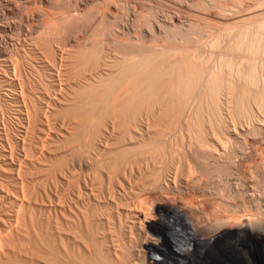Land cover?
I'll use <instances>...</instances> for the list:
<instances>
[{
    "label": "bare ground",
    "instance_id": "bare-ground-1",
    "mask_svg": "<svg viewBox=\"0 0 264 264\" xmlns=\"http://www.w3.org/2000/svg\"><path fill=\"white\" fill-rule=\"evenodd\" d=\"M40 1V0H39ZM97 1V0H96ZM110 1V0H108ZM117 1V0H116ZM133 1V0H132ZM136 1V0H135ZM16 2V0H15ZM18 2V1H17ZM17 2L15 4H17ZM31 2V1H30ZM52 2V1H51ZM50 2V3H51ZM71 2V1H70ZM77 2V0H76ZM82 2V1H81ZM104 2V1H103ZM121 2V1H120ZM141 2V0L139 1ZM25 3V2H23ZM32 3V2H31ZM37 3V2H36ZM42 3V2H41ZM56 3V2H53ZM58 3V2H57ZM63 3V2H62ZM73 3V2H72ZM95 3V2H94ZM98 3V2H97ZM129 4H131L130 2H128ZM143 3V1H142ZM20 4V3H19ZM46 4V3H45ZM92 4V3H91ZM90 4V5H91ZM100 4V3H99ZM98 4V5H99ZM110 4V2H109ZM149 4V3H147ZM89 5V6H90ZM96 5V3L94 4ZM97 5V6H98ZM107 5V4H106ZM105 5V6H106ZM113 5V4H112ZM119 5V4H118ZM121 5V4H120ZM135 5V4H134ZM16 6V5H15ZM14 6V7H15ZM68 6V5H67ZM74 6V5H73ZM78 6V5H77ZM88 6V7H89ZM92 6V5H91ZM90 6V7H91ZM96 6V7H97ZM103 7V3L101 5ZM110 6V5H109ZM8 7V6H7ZM12 7V9L14 8ZM18 7V6H17ZM25 7V6H24ZM35 7V6H34ZM54 7V6H53ZM56 7V6H55ZM66 7V6H65ZM75 7V6H74ZM73 7V8H74ZM87 7V8H88ZM123 7V6H122ZM137 7V6H136ZM135 7V8H136ZM31 8V6H30ZM42 8V7H41ZM72 8V9H73ZM77 8V7H75ZM92 8V7H91ZM134 8V9H135ZM187 8V7H186ZM258 8V7H257ZM3 9V8H2ZM7 9V8H6ZM17 9V8H14ZM39 9V8H38ZM60 9V8H59ZM64 9V8H63ZM66 13L69 12L66 15L69 16H73V13H71L67 8H65ZM103 9V8H102ZM123 9V8H122ZM128 9V8H127ZM148 9V8H147ZM19 10V9H17ZM26 10V9H25ZM28 10V9H27ZM43 10V9H42ZM49 10V9H48ZM58 10V9H57ZM71 10V9H70ZM95 10V9H94ZM138 10V9H137ZM45 11V10H44ZM53 11V10H52ZM84 11V10H82ZM91 11V10H90ZM100 11V10H99ZM111 11V10H109ZM121 11V10H120ZM124 11V10H123ZM140 11V10H139ZM13 12V11H12ZM86 12V11H85ZM92 12V11H91ZM96 12V11H95ZM98 12V10H97ZM96 12V14H97ZM136 12V11H134ZM155 12V11H154ZM180 12V11H179ZM3 13V12H2ZM5 13V12H4ZM32 13V12H31ZM40 13V12H39ZM108 13V12H107ZM118 13V12H117ZM126 13V12H125ZM133 13V12H132ZM160 13V12H159ZM174 13V12H173ZM176 13V11H175ZM181 13V12H180ZM22 14V13H21ZM75 14V13H74ZM88 14V13H87ZM103 14V13H102ZM116 14V13H115ZM134 14V13H133ZM136 14V13H135ZM183 14V13H182ZM41 15V14H40ZM44 14H42L43 16ZM47 15V14H46ZM49 15V14H48ZM47 15V17L49 18V16ZM65 15V16H66ZM76 15V14H75ZM74 15V16H75ZM91 15V14H90ZM94 15V14H93ZM123 15V14H122ZM171 15V14H170ZM178 15V14H177ZM184 15V14H183ZM7 16V15H6ZM41 16V17H42ZM68 16V17H69ZM89 16V15H88ZM87 16V17H88ZM40 17V18H41ZM44 17V16H43ZM54 17V16H53ZM78 17V15H77ZM76 17V18H77ZM86 17V18H87ZM92 17V16H91ZM102 17V16H101ZM106 17V16H105ZM122 17V16H121ZM120 17V18H121ZM164 17V16H163ZM172 19V15L169 16ZM174 17V16H173ZM51 18V17H50ZM128 18V17H127ZM157 18V17H156ZM168 18V19H170ZM177 18V17H176ZM14 19V18H13ZM32 19V18H31ZM71 19V18H70ZM75 19V18H74ZM84 19V18H83ZM90 19V18H89ZM104 19V18H102ZM107 19V18H106ZM116 19V18H115ZM129 19V18H128ZM158 19V18H157ZM156 19V20H157ZM167 19V20H168ZM180 19V18H179ZM185 19V18H184ZM12 20V19H11ZM40 20V19H38ZM42 20V18H41ZM68 19H66L67 21ZM95 20V19H94ZM112 20V19H111ZM152 20V18H151ZM174 20V19H173ZM173 20L171 22H173ZM43 21V20H42ZM46 21H48V19L46 18ZM53 21V20H52ZM55 21V20H54ZM75 21V20H74ZM110 21V20H109ZM118 21V20H116ZM121 21V20H120ZM134 21V20H133ZM165 21V19H164ZM163 21V22H164ZM182 21V20H180ZM232 21V20H231ZM20 22V21H19ZM41 22V21H40ZM63 22V21H62ZM73 22V21H72ZM140 22V21H139ZM156 22V21H155ZM158 22L159 25L158 26ZM177 22V21H176ZM183 22V21H182ZM44 23V22H43ZM78 23V22H77ZM104 23V22H103ZM111 23V22H110ZM122 23V22H121ZM157 26L161 27V23L158 20L157 22ZM170 23V21H169ZM189 23V22H188ZM264 23V22H263ZM27 24V23H26ZM56 24V23H55ZM54 24V25H55ZM113 24V23H112ZM123 24V23H122ZM127 24V23H126ZM179 24V23H177ZM176 24V26H178ZM184 24V22H183ZM36 25V24H35ZM43 25V24H42ZM52 25V27L54 26ZM57 25V24H56ZM67 25V24H66ZM74 25V24H73ZM72 25V26H73ZM91 25V24H90ZM98 25H100L98 23ZM111 25V24H110ZM131 25H135V24H131ZM145 25V24H144ZM147 25V24H146ZM170 25V24H169ZM175 25V24H173ZM182 25V24H181ZM180 25V26H181ZM40 26V25H39ZM59 26V25H58ZM61 26V25H60ZM71 26V25H70ZM76 26V25H75ZM86 26V25H85ZM95 26V25H94ZM97 26V25H96ZM127 26V25H126ZM139 26V25H138ZM163 26H165L163 24ZM162 26V27H163ZM184 26V25H183ZM42 27V26H41ZM110 27V26H108ZM128 27V26H127ZM133 27V26H132ZM137 27V25H136ZM143 27V26H142ZM145 27V26H144ZM167 27V25H166ZM186 27V26H185ZM184 27V28H185ZM46 28V27H45ZM90 28V26H89ZM115 28V27H114ZM123 28V27H122ZM138 28V27H137ZM136 28V29H137ZM146 28V27H145ZM152 28V27H151ZM182 28V27H181ZM220 28V27H219ZM64 29V28H63ZM106 29V28H105ZM113 29V28H111ZM117 29V27H116ZM148 29V28H147ZM160 29V28H159ZM165 29V28H164ZM29 30V29H28ZM54 30V29H53ZM52 30V31H53ZM61 30V29H60ZM84 30V29H83ZM87 30V29H86ZM101 30V29H100ZM99 30V31H100ZM123 30V29H122ZM150 30V29H149ZM148 30V31H149ZM186 30V29H185ZM262 30V29H261ZM19 31V30H18ZM48 31V30H47ZM46 31V32H47ZM96 31V30H95ZM113 31V30H112ZM135 31V29H134ZM151 31V30H150ZM182 31V30H181ZM35 32V31H34ZM38 32V31H37ZM36 32V34H37ZM41 32V31H40ZM51 32V30H50ZM54 32V31H53ZM63 32V31H62ZM73 32V31H72ZM98 32V31H97ZM122 32V31H121ZM145 32V31H144ZM152 32V31H151ZM185 32V31H184ZM19 33V32H18ZM16 33V34H18ZM24 33V32H23ZM30 33V32H29ZM43 33V32H42ZM52 33V32H51ZM70 33V32H69ZM74 33V32H73ZM109 33V32H108ZM107 33V34H108ZM111 33V32H110ZM123 33V32H122ZM125 33V31H124ZM123 33V36H124ZM127 33V32H126ZM130 33V32H129ZM132 33V32H131ZM6 34V33H5ZM26 34V33H25ZM58 34V33H57ZM63 34V33H62ZM89 34V33H88ZM87 34V35H88ZM146 34V33H145ZM150 34V33H149ZM155 35V32L153 33ZM187 34V33H186ZM9 35V34H8ZM20 35V34H19ZM27 35V34H26ZM31 35V34H30ZM40 35V34H39ZM42 35V34H41ZM44 35V34H43ZM65 35H67L65 33ZM69 35V34H68ZM111 35V34H110ZM118 35V34H117ZM158 35V33H157ZM156 35V36H157ZM165 35V34H164ZM163 35V36H164ZM25 36V35H24ZM49 36V34H48ZM52 36V34H51ZM50 36V37H51ZM86 36V35H85ZM92 36V34H91ZM94 36V35H93ZM92 36V40L93 37ZM121 36V35H120ZM121 36V38L123 37ZM138 36V35H137ZM150 36V35H149ZM256 36V35H255ZM5 37V36H4ZM39 37V36H38ZM54 37V34H53ZM75 37V36H74ZM105 37V36H104ZM145 37V36H144ZM143 37V38H144ZM154 37V36H153ZM165 37V36H164ZM177 37V36H175ZM183 37V36H182ZM225 37V36H224ZM257 37V36H256ZM263 37V36H262ZM11 38V37H10ZM84 38V37H83ZM87 38H89L87 36ZM85 40H81L82 45L80 44H76L74 45L72 44V46L70 47V50L68 51H64L61 50L62 48H60V52H58V54L56 53L52 55L54 56V60L56 59L57 63L54 65L53 62V68L54 71L53 73H51L52 77L56 80V82H58L60 79V77L63 76H71V74L76 76H80L77 74H80L81 72H79L78 70H74L75 67L77 68V66H81L85 61L89 62L90 60V65L89 67L87 66V68L85 67L86 71L85 73H87L86 76H83L82 74L84 73L83 70L81 76L82 79L80 78V83H78L75 86H70L72 84H70L67 88L70 89L73 88V93L69 94L66 92V90L64 91V94L60 92V94H57L58 96L55 97L56 94H53V97H50V99H48L46 101L45 104L42 103L39 104L38 102H36L35 100H33L31 97L27 98V102L26 100H24L22 92L20 93L21 96V101L22 102V109L24 112H20L24 113V118L23 121H20L21 123H19L18 125H20V129H18L17 131V135L13 134V137L15 140V144L17 145H21L22 149L25 147H28L30 144L31 139H33V135L39 130L38 129V124L46 121V117L49 115V113H51V111H56V109L58 110V113L62 110L63 113H68L66 116L67 117V122H66V127H61L63 128L60 135L64 138V141H62V144L64 143L65 145H59V143L57 144L58 139L56 134H53V136H55V138L51 136L49 137V139L47 140V142L45 143L44 141L41 142L40 146H38L39 148L35 151V156L36 158L34 159V157L32 156V158L34 160L30 162H24L26 164V168L29 171L30 166L36 167V169H41L42 167H44L45 165L47 166H52L50 167V169H55L57 168V163L58 161H60L62 159V162H59L61 165H59V173H61V171L63 169H67L70 167V170H72V168L76 165H74V161L77 160V158L74 160L71 156H69V154H67V148H69L70 150L72 148H70V146L73 143H70L71 141L74 142V140L82 138L83 143L85 144L84 146H91L92 149H90L91 153L88 155L86 152V157H84V159H79L80 161L77 163L78 168L80 167V169H83L82 171L88 172L90 174H92V176H94V173H96V171L101 168L104 172H103V176L107 179V182L111 181V175H113V173L117 170V168H119L118 165H120L122 162L125 163V160L127 161L128 159L125 158H129V154H127L128 152H130V155L133 151L136 152L135 149H139L140 151L143 147H146V149L149 150V153L152 151H150L153 145L155 146V144L161 139L164 138V140H166L165 138H167L166 136L162 135L164 134L163 131H168L167 127L168 125L171 124V126H169V128L172 129V131L176 130L179 132V134L175 133L172 137L173 140L175 137H177L178 135H180V138L182 140L180 141H184V147H186L188 149V153L192 152L193 149H197L199 148L198 151L202 152V150H207L208 154L212 155L211 159H214V162H220L222 160V155L224 156V145H222V142H220L219 140V134L222 132H220L218 134L217 130L218 127L217 125L219 124V129L220 126H222V128L220 130L223 129V131H225L224 133H228L229 137L230 134L233 136L237 133H239L241 135L240 130L242 129L240 126H234L232 125V123L234 124V122H231V118L229 117V115H227V112L225 113L224 110L223 112L220 111L219 113L216 112V114L220 115L217 116L216 118L220 117V121L223 120V122L220 123V121L218 122L216 119L213 120L216 121V123L218 124H214L212 122V118L213 116L211 115H207L203 114L198 111L195 110L193 103L197 102L194 101L196 99L194 95V98H192V96H190V92L188 94L187 92V96L186 98H184L183 96L186 95V92L184 93L183 91L185 90H192V86L194 85V83H196V78L199 74V70L200 67L199 65L197 67H199L196 70V64L194 65V60L191 61L192 59L190 58L189 63H193V65L191 66V64L185 65L186 61L188 63V60L186 59L187 57L182 56L181 54H179V57L177 56V58L180 59V57L182 56V59L180 60H186V61H181L182 65L183 63H185L183 66L180 64V61L174 62L176 61L175 59L172 61H170L169 59L172 58V56L175 54L176 49H174V54L173 55H169L168 60L170 61L169 64L173 63L172 65H170V67H165L162 70H159L158 73H160V77L161 79L158 80L160 77L158 75V77L153 78L154 81H151V76H155V74L158 70H156V72H153V67L152 70L149 69L150 71H148V66H154L153 65H149V63L151 64L152 59H150V57L154 56V53L150 54L151 51L150 49L153 48H157L155 53H157V55L160 56L161 53L162 55L164 54L162 46L160 45L159 48L158 46H154L153 44H155L156 41H154V43H152V45H150V49H149V53L148 56L146 55L147 53L145 52V50L147 51V48H145V50L143 51H139L138 53H134L135 55H131L130 52L125 51L123 52V49H121L120 54L119 53H114L112 52V47H109L106 51V48L103 50L105 51L104 55L101 56L102 54L98 51V53H95V48H96V44L92 41H89L88 39ZM119 38V35H118ZM118 38H116L118 40ZM119 38V40L122 42V39ZM142 38V39H143ZM150 38V37H149ZM162 38V37H161ZM67 39V38H66ZM65 39V40H66ZM74 39V38H73ZM77 39V38H76ZM97 39V38H96ZM112 39V38H111ZM115 39V38H114ZM123 39H125L123 37ZM129 39V38H128ZM127 39V40H128ZM140 39V38H139ZM147 39V38H146ZM254 39V38H253ZM1 40V39H0ZM12 40V39H11ZM26 40V39H25ZM32 40V39H31ZM37 40V38H36ZM44 40V39H43ZM48 40V39H47ZM57 40V39H56ZM103 41V39H101ZM118 40V42H120ZM138 40V39H137ZM141 40V39H140ZM145 40V39H143ZM155 40V39H153ZM159 40V38H158ZM175 40V39H174ZM4 41V40H3ZM19 41V40H18ZM58 41V40H57ZM69 41V39H68ZM77 41V40H76ZM86 42H90V43H94V45L92 46L90 43L89 46L88 44L85 45ZM94 41V40H93ZM96 41V40H95ZM99 41V40H98ZM101 41V42H102ZM109 41V40H108ZM111 41V40H110ZM133 41V40H132ZM135 41V39H134ZM149 41V40H148ZM176 41V40H175ZM36 42V41H34ZM40 42V41H39ZM46 42V41H45ZM60 42V41H59ZM64 42V41H63ZM62 42V44H63ZM80 42V40H79ZM107 42V41H106ZM124 42V40H123ZM138 42V41H137ZM140 42V41H139ZM151 42V41H149ZM160 42V41H157ZM156 42V43H157ZM165 42V41H164ZM168 42V41H166ZM13 43V42H12ZM18 43V42H17ZM44 43V42H43ZM51 43V42H50ZM67 43V42H66ZM85 43V44H84ZM177 43V42H176ZM183 43V42H182ZM258 43V42H257ZM1 44V42H0ZM19 44V43H18ZM29 44V43H28ZM45 44V43H44ZM48 44V43H47ZM59 44V43H58ZM84 44V45H83ZM104 44V43H103ZM122 44V43H121ZM134 44V43H133ZM132 44V45H133ZM147 44V43H146ZM161 44V43H159ZM156 44V45H159ZM26 45V44H25ZM33 45V43H32ZM41 45V44H40ZM46 45V44H45ZM53 45V44H52ZM71 45V44H70ZM115 45V44H114ZM123 45V44H122ZM130 45V44H129ZM131 45V46H132ZM164 46H166L165 44H163ZM39 46V45H38ZM69 47V45H67ZM104 46V45H103ZM108 46V45H107ZM117 46V45H116ZM126 46V45H125ZM134 46V45H133ZM149 46V45H148ZM171 46V45H170ZM173 46V45H172ZM171 46V47H172ZM183 45H181L182 47ZM186 46V45H185ZM239 46V45H238ZM4 47V46H3ZM58 47V45H57ZM139 47V46H138ZM141 47V46H140ZM171 47L167 48V49H171ZM187 47V46H186ZM1 48V47H0ZM8 48V47H7ZM21 48V47H20ZM41 48V46H40ZM48 48V45H47ZM66 48V46L64 47ZM104 48V47H103ZM133 48V47H132ZM131 48V49H132ZM135 48V47H134ZM143 48V49H144ZM165 48V49H166ZM177 48V47H176ZM183 48V47H182ZM235 48V47H234ZM10 49V48H9ZM17 49V48H15ZM33 49V48H32ZM39 49V48H38ZM52 49V48H51ZM97 49V48H96ZM99 49V48H98ZM137 49V48H136ZM135 49V50H136ZM142 49V48H141ZM191 49V48H190ZM189 49V50H190ZM35 50V49H34ZM48 50V49H47ZM67 50V49H66ZM102 50V49H99ZM115 50V49H114ZM133 50V51H135ZM182 50V49H181ZM184 50V49H183ZM192 50V49H191ZM237 50V49H236ZM255 50V49H253ZM1 51V50H0ZM43 51V50H42ZM56 51V50H55ZM97 51V50H96ZM118 51V50H117ZM130 51V49H129ZM132 51V50H131ZM132 51V52H133ZM180 51V49H179ZM18 52V51H17ZM35 52V51H34ZM50 52V51H49ZM145 52V53H144ZM168 52V51H167ZM165 50V53H167ZM177 52V51H176ZM198 52V51H197ZM1 53V52H0ZM51 53V52H50ZM139 53H141V55H139ZM170 53V51H169ZM186 53V52H185ZM188 53V52H187ZM5 54V53H4ZM11 54V53H10ZM27 54V53H26ZM31 54V53H30ZM34 54V53H33ZM97 54V57H96ZM178 54V53H177ZM175 54V55H177ZM183 54V53H182ZM189 54V53H188ZM24 55V54H22ZM21 55V56H22ZM29 55V54H28ZM27 55V56H28ZM45 57V54H42ZM51 55V54H50ZM49 55V56H50ZM100 58H99V56ZM139 55V56H138ZM150 55V56H149ZM165 55V54H164ZM175 55L173 57H175ZM181 55V56H180ZM184 55V54H183ZM193 55V54H192ZM195 55V54H194ZM201 55V54H200ZM25 56V55H24ZM137 57L136 60H133V57ZM156 56V55H155ZM187 56V55H186ZM190 56V55H189ZM11 57V56H10ZM30 57V55H29ZM132 57V58H130ZM157 57V56H156ZM166 57V55L164 56ZM184 57V58H183ZM192 57V56H191ZM194 57V56H193ZM14 58V57H13ZM46 58V57H45ZM50 58V57H48ZM198 58V57H197ZM12 59V58H11ZM9 59V60H11ZM17 59V58H16ZM27 59V57H26ZM132 59V60H131ZM158 59V58H157ZM161 59L158 62H160L161 64H163L161 62ZM166 59V58H165ZM195 59V58H194ZM6 60V58H5ZM36 60V59H35ZM47 60V59H46ZM93 60V61H92ZM138 60V61H137ZM151 60V61H150ZM164 60V59H163ZM197 60V59H196ZM14 61V60H13ZM18 61V60H17ZM25 61V60H24ZM53 61V60H52ZM51 61V62H52ZM131 61H137V62H133L131 63ZM201 61V60H198ZM6 62V61H5ZM12 62V61H11ZM20 62V61H19ZM37 62V61H36ZM155 62V61H154ZM214 62V61H213ZM228 62V61H227ZM14 62H12L13 64ZM40 63V62H39ZM46 63V62H44ZM48 63L51 64L48 60ZM166 63V62H165ZM197 63V62H196ZM202 63V62H201ZM219 63V62H218ZM221 63V62H220ZM224 63V62H223ZM244 63V62H243ZM242 63V64H243ZM6 64V63H5ZM32 64V63H31ZM81 64V65H80ZM89 63H87L88 65ZM157 64V61H156ZM158 64V65H161ZM208 64V63H207ZM217 64V63H216ZM222 64V63H221ZM228 64V63H227ZM257 64V63H256ZM20 65V64H19ZM168 65V63H167ZM219 65V64H218ZM223 65V64H222ZM6 66V65H5ZM14 66V65H13ZM21 66V65H20ZM33 66V64H32ZM84 66V65H83ZM86 66V65H85ZM157 66V65H156ZM154 66V67H156ZM207 66V65H206ZM212 66V64H211ZM205 67L201 69V79L197 82H199V86L200 88L204 87L207 90L211 88L210 91H208V93L214 94V92L216 91V83L217 81L215 79H217V77L214 79L213 76L215 74H212L213 72V66L212 67ZM230 66V65H228ZM7 67V66H6ZM16 67V66H15ZM18 67V66H17ZM22 67V66H21ZM19 67V68H21ZM30 67V66H29ZM36 67V66H35ZM158 67V66H157ZM156 67V69H158ZM202 67V66H201ZM222 67V66H221ZM2 68V69H1ZM0 68V78L5 77V73L6 70L8 68ZM18 68V70H19ZM81 68V67H80ZM84 68V67H83ZM166 68V70H165ZM168 68V69H167ZM215 68V67H214ZM227 68V67H226ZM264 68V67H263ZM16 69V68H15ZM42 69V68H41ZM160 69V67H159ZM216 69V68H215ZM17 69L15 71L18 72V76H21V74L23 73V67L21 68V70L18 71ZM74 70V72L76 73H72V71ZM82 70V69H81ZM219 70V69H218ZM238 70V69H237ZM9 71V70H8ZM15 71L13 69V74L12 76L15 78ZM30 71V70H29ZM32 71V70H31ZM155 73L154 75L150 74L151 76H149L147 72L151 73ZM216 71V70H215ZM214 71V72H215ZM245 71V70H244ZM26 74V71H24ZM228 72V71H227ZM230 72V71H229ZM20 73V74H19ZM30 73V72H29ZM42 73V72H41ZM47 73V72H46ZM49 73V74H50ZM198 73V74H197ZM220 73V72H219ZM242 73V72H241ZM36 74V73H34ZM33 74V75H34ZM38 74V73H37ZM36 74V75H37ZM239 74V72H238ZM245 74V73H244ZM31 75V73H30ZM71 77H74V76ZM148 75V77H150V82L148 83H142L141 81L143 80V77ZM217 75V74H216ZM221 75V74H220ZM219 75V76H220ZM226 75V74H225ZM229 75V74H228ZM247 75V74H246ZM24 76V73L22 75V77ZM27 76V75H26ZM32 76V75H31ZM157 76V75H156ZM222 76V75H221ZM256 76V75H255ZM7 77V75H6ZM11 77V78H13ZM25 77V76H24ZM30 77V76H29ZM40 77V76H39ZM70 77V78H71ZM147 77V79L149 80V78ZM163 77V78H162ZM199 77V76H198ZM215 77V76H214ZM230 77V76H229ZM13 78V79H14ZM21 78V77H19ZM18 78V79H19ZM34 78V77H33ZM65 78V77H64ZM76 78V77H75ZM74 78V79H75ZM78 78V77H77ZM194 78L196 81H194ZM223 78V76H222ZM227 77H224L223 79H225ZM234 78V77H233ZM237 78V77H236ZM240 78V77H239ZM246 78V77H245ZM17 79V80H18ZM23 79V78H22ZM35 79V78H34ZM41 79V78H40ZM38 78V81L40 80ZM69 79V78H68ZM73 79V78H71ZM73 79V80H74ZM146 79V80H147ZM252 79V77H251ZM254 79V78H253ZM16 80V79H14ZM42 80V79H41ZM48 80V79H46ZM65 80V79H64ZM147 80V81H148ZM158 80V81H157ZM215 80V81H214ZM221 77H220V83L221 84ZM227 80V79H225ZM19 81V80H18ZM23 81V80H22ZM29 81V80H28ZM50 81H52L50 79ZM72 81V80H71ZM76 81L79 82V80L77 81L76 79L74 80V82ZM144 81V80H143ZM192 83L190 85H186L189 88L187 89V87H181V85H185V84H189V82ZM223 81V80H222ZM232 81V79H231ZM236 81V80H235ZM240 81V80H239ZM238 81V82H239ZM247 81V80H246ZM10 82V81H9ZM64 82V81H63ZM73 82V83H74ZM145 82V81H144ZM216 82V83H215ZM230 82V81H229ZM229 82H226V86L229 87ZM237 82V81H236ZM235 82V83H236ZM241 82V81H240ZM5 83V82H4ZM33 83V82H32ZM41 83V82H39ZM70 83V82H69ZM68 83V84H69ZM72 83V82H71ZM118 84L120 87L119 90L116 89L117 94H115L116 92L112 89H115V87H113V85ZM213 83L215 84L214 88H213ZM224 83V82H222ZM229 83V84H227ZM234 83V82H233ZM247 83V82H246ZM252 83V81H251ZM250 83V84H251ZM20 84V83H19ZM22 84V83H21ZM24 84V83H23ZM45 84V83H44ZM59 88L61 91V82L59 83ZM65 84V83H63ZM146 84V86H145ZM198 84L196 83L195 86L198 87ZM219 84H217L219 86ZM240 84V83H239ZM238 84V85H239ZM264 84V83H263ZM1 85V84H0ZM34 85V84H33ZM42 85V83L40 84ZM58 85V84H57ZM112 85V86H111ZM142 85V86H140ZM224 85V84H223ZM237 85V86H238ZM248 85V84H247ZM245 85V88L246 86ZM23 86V85H22ZM38 86V85H37ZM44 86V85H43ZM41 88H44V87ZM49 86V85H48ZM64 86V85H63ZM240 86V85H239ZM250 86V85H249ZM263 86V85H262ZM17 87V86H16ZM30 87V86H29ZM66 87V86H65ZM191 87V89H190ZM196 87V88H197ZM220 87H223L222 85H220ZM227 87L226 90L223 88H221L223 90V92L226 93L227 91ZM235 87V86H234ZM257 87V84H256ZM5 88V87H4ZM22 88V87H21ZM36 88V87H35ZM47 88V87H46ZM56 88V87H54ZM185 90H184V89ZM249 88V87H248ZM247 88V89H248ZM28 89V88H27ZM30 89H32V87H30ZM58 89V88H57ZM199 89V88H197ZM203 89V88H202ZM219 89V87H218ZM258 89V88H257ZM260 89V88H259ZM10 90V89H9ZM23 90V88H22ZM41 90V89H40ZM56 90V89H55ZM205 90V91H207ZM215 90V91H213ZM230 92V89H228ZM236 90V88H235ZM20 91V90H19ZM197 91V90H195ZM204 91V92H205ZM221 91V90H220ZM241 91V90H240ZM253 91V90H252ZM31 92V91H30ZM36 92V91H35ZM44 92V91H43ZM114 92V94H113ZM181 92H183L181 94ZM200 92V91H199ZM218 92V91H217ZM222 92V91H221ZM221 93V96H219L218 98L222 97L225 99L230 97L231 95L227 96L229 92H227L226 94ZM234 92V91H232ZM245 92V91H244ZM24 93V92H23ZM26 93V92H25ZM67 93V94H66ZM108 93V96H107ZM109 93H111L109 95ZM181 94L179 96V94ZM207 93V94H208ZM216 93V92H215ZM220 93V92H219ZM238 93V92H237ZM251 93V92H250ZM256 93V92H255ZM13 94V93H12ZM34 94V93H33ZM47 94V93H46ZM106 94V95H105ZM185 94V95H184ZM197 94V93H196ZM195 94V95H196ZM218 94V93H216ZM225 95V97H223V95ZM249 94V93H248ZM253 94V93H252ZM3 96L1 97H5L8 98L7 92L3 91L2 94ZM18 95V94H17ZM25 95V94H24ZM38 95V94H36ZM183 95V96H182ZM206 95V93L204 94ZM233 95V94H232ZM246 95V94H245ZM26 96V95H25ZM33 96V95H32ZM48 98L49 95L47 94ZM198 96V94H197ZM200 96V94H199ZM209 96V95H208ZM211 96V95H210ZM216 96V95H215ZM235 96V95H234ZM239 96V95H238ZM250 96V95H249ZM256 96V95H255ZM254 96V97H255ZM11 97V95L9 96ZM43 97V96H42ZM205 97V96H204ZM213 97V96H212ZM217 97V96H216ZM245 97V96H244ZM257 97V96H256ZM4 98V99H5ZM103 98H108L110 99L109 103H104L103 106H105V108L102 109L101 112V106H102V99ZM183 98V99H182ZM199 98V97H197ZM201 98V97H200ZM215 98V97H214ZM235 98V97H234ZM239 98V97H237ZM243 98V97H242ZM259 98V97H258ZM40 99V96H39ZM187 99V100H185ZM202 99V98H201ZM208 99H212V98H208ZM231 99V98H230ZM261 99V98H260ZM8 100V99H6ZM20 100V99H19ZM46 100V99H45ZM102 100V101H100ZM186 102V104L183 105V102ZM190 100V103H189ZM199 100V99H197ZM205 100H207L205 98ZM221 100V98H220ZM228 100V99H227ZM225 99L224 101H226L225 105L228 106V102ZM4 101V100H3ZM15 101V100H14ZM42 101V100H41ZM194 101V102H193ZM203 101V99H202ZM216 100H213L212 102H214ZM219 101V100H218ZM223 101V100H222ZM220 101V102H222ZM238 101V100H237ZM243 100H241L242 103ZM256 101V99H255ZM19 102V101H18ZM43 102V101H42ZM45 102V101H44ZM105 102V101H103ZM149 102L154 103L155 108L153 107H149V108H153V109H149L150 111H148L145 109H141V107H148ZM184 102V103H185ZM211 102V101H209ZM211 102V103H212ZM5 103V102H4ZM12 103V102H11ZM198 106L200 105V101L198 102ZM239 103V101H238ZM240 103V104H241ZM263 103V102H262ZM261 103V104H262ZM189 104V105H188ZM203 104V103H201ZM206 105V103H204ZM209 106V103H207ZM216 104H218L216 102ZM215 104V105H216ZM221 104V103H220ZM239 104V105H240ZM254 104V103H253ZM1 105V103H0ZM15 105V104H14ZM20 105V106H21ZM145 105V106H144ZM153 104L150 103L149 106H152ZM186 105V108H184L183 106ZM196 105V104H195ZM213 105V106H215ZM224 105V104H223ZM9 106H12L9 104ZM8 106V107H9ZM16 106V105H15ZM201 106V105H200ZM199 106V107H200ZM207 106V107H208ZM212 106V104H211ZM212 106V107H213ZM219 106V105H216ZM229 106L231 107L232 105L229 104ZM234 106H237V104ZM241 106V105H240ZM142 107V108H143ZM205 107V106H204ZM224 107V106H223ZM243 108V105L241 106ZM245 107V106H244ZM2 108V107H1ZM0 108V111L2 113V110ZM84 109L83 111L85 113L82 112V114L80 113V110ZM183 108V109H181ZM194 108V110H192ZM197 108V107H196ZM210 110L211 107L209 106ZM220 108V107H219ZM232 108V107H231ZM238 108V107H237ZM236 108V109H237ZM252 108V107H251ZM19 109V108H18ZM204 109V108H203ZM213 109V108H212ZM216 110V108H214ZM223 109V108H222ZM247 109V108H245ZM244 109V110H245ZM16 110V109H15ZM65 110V112H64ZM67 110V112H66ZM104 110V111H103ZM208 111V109H206ZM209 110V111H210ZM230 112L231 109L229 108ZM240 110V109H237ZM12 111V110H11ZM69 111V112H68ZM214 111V110H213ZM213 111H210L211 113ZM219 111V110H216ZM255 111V110H254ZM78 112V113H77ZM222 112V113H221ZM229 112V111H228ZM229 112V113H230ZM234 112V110L232 111ZM240 112V111H239ZM243 112V111H242ZM258 112V111H257ZM209 113V114H211ZM238 113V112H237ZM250 113V112H249ZM11 114V113H10ZM9 114V115H10ZM57 114V113H56ZM214 114V113H212ZM226 114L228 116V120L226 118ZM236 114V113H234ZM243 114V113H242ZM245 114H246V110H245ZM248 114V113H247ZM252 114V112H251ZM257 114V113H256ZM5 115V114H4ZM51 115V114H50ZM61 115V114H60ZM59 115V116H60ZM66 115V114H65ZM64 115V116H65ZM231 115V114H230ZM239 115V113H238ZM253 115V114H252ZM263 115V114H261ZM3 116V115H2ZM22 116V115H21ZM55 116V115H54ZM52 116V118L54 117ZM57 116V115H56ZM63 116V117H64ZM226 118H224V117ZM232 116V115H231ZM242 116V115H239ZM244 116V115H243ZM16 117V116H15ZM62 117V118H63ZM65 117V118H66ZM215 117V116H214ZM223 119H222V118ZM237 117V116H236ZM247 117V116H246ZM254 117V116H253ZM18 118V117H17ZM55 118V117H54ZM53 118V119H54ZM250 118V117H249ZM5 119H7L5 117ZM51 119V118H50ZM230 119V120H229ZM242 119H246V118H241ZM248 119V118H247ZM255 119V117H254ZM3 120V119H2ZM60 122L62 119H59ZM219 120V119H218ZM235 120V118H234ZM239 120V119H238ZM256 120V119H255ZM11 123V120H9ZM64 121V120H63ZM97 121V123L95 122ZM237 121V118H236ZM246 121V120H245ZM23 122V123H22ZM55 122V121H53ZM80 122V123H79ZM93 122L96 123V125L93 127L94 124H92ZM249 122V121H248ZM261 122V121H260ZM9 123V122H7ZM15 123V122H14ZM62 123V122H61ZM80 125H79V124ZM237 123V122H235ZM246 123V122H245ZM221 124V125H220ZM248 124V123H247ZM5 127V124H3ZM17 125V122H16ZM46 125V124H45ZM49 125V124H48ZM172 125H175L173 127H176V129L173 130ZM239 125V124H238ZM253 125V124H252ZM12 126V125H11ZM61 126V125H60ZM248 126V125H247ZM250 126V125H249ZM260 126V125H259ZM13 127V126H12ZM48 127V126H47ZM51 127V126H50ZM178 127V128H177ZM253 130L255 126H252ZM1 128V127H0ZM53 128V127H52ZM256 128V127H255ZM259 128V127H257ZM256 128V129H257ZM262 132H264V129L260 126ZM13 129V128H12ZM45 129V128H44ZM48 129H50L48 127ZM47 129V130H48ZM167 129V130H165ZM169 129V130H171ZM178 129V130H177ZM10 130V129H8ZM51 130V129H50ZM49 130V131H50ZM60 130V128H59ZM249 130V129H247ZM253 130L251 129L250 131H252L251 133H253ZM259 130V129H258ZM5 131V130H4ZM43 131V130H42ZM170 131V133L172 132ZM260 131V130H259ZM258 131V132H259ZM9 132V131H8ZM13 132V131H11ZM41 132V131H40ZM45 132V130H44ZM58 132V131H57ZM60 132V131H59ZM175 132V131H174ZM173 132V133H174ZM200 132H202V134H200ZM205 136H204V133ZM248 132V131H247ZM46 133V132H45ZM53 133V132H52ZM56 133V131H55ZM167 133V132H166ZM165 133V134H166ZM169 133V132H168ZM10 134V133H9ZM48 134V132H47ZM46 134V137L48 136ZM50 134V133H49ZM172 134V133H171ZM177 134V135H176ZM218 134V135H217ZM250 134V133H249ZM256 134V133H255ZM7 135V134H6ZM167 135V134H166ZM170 135V134H169ZM168 135V137H169ZM224 135V134H223ZM243 135V134H242ZM247 135V134H246ZM254 135V134H253ZM11 136V135H10ZM45 136V134H44ZM171 136V135H170ZM201 136V138H200ZM239 136V135H238ZM251 136V134H250ZM256 136V135H255ZM12 137V136H11ZM35 137V136H34ZM38 137V135H37ZM52 137V138H51ZM172 137H170V140L172 141ZM203 137V138H202ZM252 137V136H251ZM261 137V136H260ZM8 138V136L6 137ZM42 138V137H40ZM51 138V140H50ZM218 139L215 140L217 141V144H215L213 142V139ZM235 138V137H234ZM237 138V137H236ZM43 139V138H42ZM44 139V140H45ZM169 139V138H167ZM179 139V138H178ZM228 139V138H227ZM226 139V140H227ZM231 139V138H230ZM229 139V140H230ZM247 139V138H246ZM7 140V139H6ZM35 140V139H34ZM58 140V141H57ZM160 140V141H161ZM39 141H41V139H39ZM168 141V140H167ZM170 141V143H171ZM177 141V140H176ZM175 141V142H176ZM241 141H243L241 139ZM8 142V141H7ZM11 142V141H10ZM38 142V141H36ZM224 142V140H223ZM247 142V141H246ZM245 142V144H246ZM40 143V142H39ZM39 143H37L39 145ZM61 143V142H60ZM69 143L71 145H69ZM169 143V144H170ZM182 143V142H181ZM14 144V143H13ZM37 144L33 145L36 146ZM163 144V143H162ZM165 144V143H164ZM167 144V143H166ZM178 144V143H177ZM182 144V145H183ZM233 144V143H232ZM244 144V145H245ZM9 145V143H8ZM12 145V144H11ZM74 145V144H73ZM72 145V146H73ZM78 145V144H77ZM83 145V144H82ZM159 145V144H157ZM71 146V147H72ZM79 146V145H78ZM177 146V145H176ZM180 146V145H179ZM178 146V147H179ZM225 145V149H226ZM241 146V145H240ZM247 146V145H246ZM1 147V146H0ZM10 147V146H9ZM31 147V145L29 146ZM28 147V148H29ZM77 147V146H76ZM151 147V148H150ZM162 147V146H161ZM160 147V148H161ZM169 147V146H167ZM171 147V146H170ZM228 147V146H227ZM231 147V146H230ZM233 147V146H232ZM231 147V148H232ZM239 147V146H238ZM28 148L26 149V151L28 150ZM37 148V146H36ZM159 148V149H160ZM185 148V149H186ZM202 148V150H200ZM234 148V147H233ZM232 148V149H233ZM249 148V146L247 147V149ZM13 149V148H11ZM10 149V151H11ZM20 149V148H19ZM31 148H29L30 150ZM35 149V148H34ZM74 149V148H73ZM78 149V148H77ZM86 149V148H85ZM89 149V148H88ZM155 149V148H154ZM158 149V150H159ZM163 149V148H162ZM182 149V148H181ZM180 149V150H181ZM192 149V150H191ZM245 149V148H244ZM245 149V150H247ZM79 150V149H78ZM143 150V149H142ZM147 150V151H148ZM156 150V149H155ZM155 150H153L155 152ZM175 150V148H174ZM172 150V151H174ZM227 150V149H226ZM231 150V149H230ZM235 150V149H234ZM241 150V149H240ZM1 151V150H0ZM32 151V150H31ZM73 151V150H71ZM69 151V153L71 152ZM87 151V150H86ZM139 152V150H137ZM145 154V149L143 150ZM163 151V150H162ZM161 151V152H162ZM170 151V150H169ZM186 151V150H185ZM251 151V150H250ZM9 152V151H8ZM30 152V151H29ZM33 152V151H32ZM134 152V153H135ZM160 152V153H161ZM171 152V151H170ZM184 152V149H183ZM206 152V153H207ZM226 152V151H225ZM232 152V151H230ZM236 152V151H235ZM246 152V151H245ZM13 154V152H10ZM19 153V151H18ZM25 153V152H24ZM74 153V152H73ZM137 153V152H136ZM139 152V154H141ZM148 153V152H147ZM146 153V156H147ZM164 153V152H163ZM173 153V152H172ZM171 153V154H172ZM180 153V152H179ZM182 153V152H181ZM199 153V152H198ZM205 153V154H206ZM223 153V154H222ZM10 154V155H12ZM30 154L32 155V153L30 152ZM68 156H67V155ZM75 154V153H74ZM152 152H151V156H152ZM156 153H154L155 155ZM170 154V155H171ZM185 156V152L182 153ZM181 154V155H182ZM189 153V157H190ZM195 157H196V151H195ZM228 154V153H227ZM232 154V153H231ZM235 154V153H234ZM22 155V154H21ZM29 155V154H28ZM28 155L26 157H28ZM71 155V153H70ZM73 155V154H72ZM76 155V154H75ZM174 155V153H173ZM207 155V154H206ZM205 155V156H206ZM18 156V155H17ZM123 156H127V157H123ZM143 156V154L141 155ZM145 156V157H146ZM150 156V155H148ZM157 156V154L155 155ZM154 156V157H155ZM159 156V155H158ZM157 156V157H158ZM162 156V155H161ZM175 156V155H174ZM173 156V158H174ZM178 156V155H176ZM231 156V155H230ZM25 157V156H24ZM25 157V158H26ZM76 157V156H75ZM74 157V158H75ZM121 157V160H120ZM123 157V158H122ZM134 157V156H133ZM156 157V158H157ZM164 157V156H163ZM188 157V156H187ZM186 157V158H187ZM192 157H194L192 155ZM194 157V159H195ZM199 157H201L199 155ZM208 157V156H207ZM4 158V157H3ZM30 158V157H29ZM28 158V159H29ZM81 158V157H80ZM160 158V157H158ZM165 158V157H164ZM166 158H168L166 156ZM171 158V157H169ZM173 158L169 159V165L171 164V162L174 160H172ZM181 158V157H180ZM191 158V157H190ZM197 158V157H196ZM203 158H206L203 156ZM22 159V158H21ZM149 158H146L145 160H143V163ZM152 159V158H151ZM150 159V160H151ZM178 159V158H177ZM189 159V158H188ZM200 159V158H199ZM210 159V160H211ZM237 159V158H236ZM239 159V158H238ZM154 162L151 161V165L150 163H146L150 165L147 167H144L145 170L147 172H149V175H145L143 173V176L140 175L141 172L136 175L137 177L132 181V183L130 182V189L132 192H137L134 191L137 189H141L143 188V193L145 192L146 194V198L144 197L142 201H145V204H149L150 206H153L151 208H149V205H140L139 208L140 209H135L134 208H130L129 206L126 209V212L124 213L125 218H124V223L120 224V212H116L118 214H116V222H113V219L110 220V217H108L107 215L106 217V222L102 223L101 217L104 218V213L103 214H98L99 209L103 208L106 209V201H103V199H101V197H98L95 193H92L90 190H86L83 191L82 193L79 192L77 193V196H75L74 198L71 196H64L62 194L65 193H60V190H57L55 185H53V190H51V192L48 194L47 192H39V191H33L32 188L30 189L31 191H25L24 189L21 190V193L19 194L20 196H18V198L16 199L15 203V209H13L12 214L7 216L6 219L2 222V226L0 229V264H115L121 262L120 259H122L123 257L130 260L131 264H257L256 262H254L253 260H259L258 264H264V191H260L257 189V187H254V183H256L253 179L254 177H247L245 179H237V174L236 176H231L232 174L230 173L229 175H227L228 173L222 174L224 176H221V173H219L220 175H218V178L216 175H214V177H212L213 179L209 178V180H216L215 183L216 185L220 184L222 186H218V188H214L213 189L210 187L214 186L215 184H213L212 181H210V183L212 182V184L210 185L209 182L206 183V185H210V187H207V190L205 189L206 185H204V187L202 186L203 191L205 192H201V197L198 193V196L200 198L197 199V197L195 196L196 192L193 191V189H191L192 185L193 187L195 186L196 189V185H198V182L200 183V179H199V175H198V180L197 182L195 181L196 178H194V180L192 178L189 177L190 175V171L189 169H187L188 167H190V161H189V165L186 168V176L181 179L180 176H177L176 171L174 170V172H172V168L171 165L169 167V165L166 167V165L163 166V168H160L159 163H161L160 165L162 166V162L161 160H163L162 158L159 160L160 162H157V159H152ZM157 160V161H156ZM167 160V159H166ZM165 162L163 163H166ZM187 164L188 161L187 159H185ZM198 160V159H196ZM196 160H192L191 162L195 161L197 163ZM209 160V158L207 159V161ZM209 160V161H210ZM234 160V158H233ZM13 161V160H12ZM19 160V164L21 163ZM78 161V160H77ZM75 161V162H77ZM133 161V160H132ZM135 161V160H134ZM149 161V160H148ZM171 161V162H170ZM176 161V160H175ZM179 161V160H178ZM177 161V162H178ZM184 161V160H183ZM199 161V160H198ZM207 161H204L205 163H207ZM208 161V162H209ZM212 161V163H213ZM223 161V160H222ZM228 161V160H227ZM238 161V160H237ZM8 162V161H7ZM172 162V163H173ZM194 162V163H195ZM203 162V161H202ZM201 162V163H202ZM225 162V160H224ZM10 163V162H9ZM14 163V162H13ZM142 163V164H143ZM181 163V162H180ZM179 163V164H180ZM184 163V162H183ZM195 163V164H196ZM200 163V162H199ZM198 163V164H199ZM209 163V164H212ZM230 163V162H229ZM241 163V162H240ZM239 163V164H240ZM6 164V163H5ZM17 164V163H16ZM18 164V166H20ZM23 164V161L21 163V165ZM128 164V163H127ZM125 164V165H127ZM132 164V163H130ZM140 164V163H139ZM138 164V166H139ZM141 164V165H142ZM145 164V163H144ZM174 164V163H173ZM178 164V166H179ZM182 164V163H181ZM217 164V163H216ZM225 164V163H224ZM223 164V165H224ZM242 164V163H241ZM7 165V164H6ZM140 165V166H141ZM176 165V164H174ZM194 165V164H192ZM202 165V164H201ZM207 165V164H206ZM227 165V164H226ZM17 166V172H15L13 175V179L14 176H16V180L19 184L22 185V171L25 169H23L22 171H19L20 168H18ZM29 166V168H28ZM118 166V167H117ZM133 166V165H132ZM159 166V167H158ZM173 166V165H172ZM195 166V165H194ZM209 166V165H208ZM207 166V167H208ZM228 166V165H227ZM25 167V166H23ZM136 170L137 169V165L135 166ZM157 167L160 168V170L166 169V172H161L162 174H160V172H157L155 174L154 172H156ZM181 167V166H180ZM200 167V166H199ZM217 167V166H216ZM219 167V166H218ZM222 167V166H221ZM226 167V166H225ZM232 167V166H231ZM236 167V165H235ZM234 167V168H235ZM242 167V166H241ZM3 168V167H2ZM123 168V167H122ZM125 168V167H124ZM123 168V169H124ZM131 167H129L130 169ZM133 168V167H132ZM131 168V169H132ZM142 168V167H141ZM144 168L141 170L142 172H144ZM174 169H177V165L176 167L173 166ZM197 168V167H195ZM212 168V167H211ZM4 169V168H3ZM1 169V170H3ZM49 169V168H48ZM47 169V170H48ZM52 169V170H53ZM74 169V168H73ZM79 169V170H80ZM153 169V170H152ZM181 169V168H180ZM191 169V168H190ZM193 169V168H192ZM199 169V168H198ZM197 169V171H198ZM206 169V168H205ZM214 169V168H213ZM221 169V168H220ZM223 169V167H222ZM232 169V168H231ZM238 169V167H237ZM241 169V168H240ZM33 170V169H31ZM45 170V172L47 171ZM128 170V169H127ZM152 170V171H151ZM159 170V169H158ZM188 170V172H187ZM201 170V168H200ZM209 170V169H208ZM207 170V171H208ZM217 170V169H215ZM214 170V171H215ZM224 170V169H223ZM239 170V169H238ZM7 171V169H6ZM40 171V170H38ZM58 170H56L57 172ZM77 171V170H76ZM125 171V170H123ZM145 171V172H146ZM192 171V170H191ZM206 171V174H207ZM218 171V170H217ZM216 171V172H217ZM222 171V170H221ZM227 171V170H226ZM4 172V171H3ZM26 169L24 171V175H25ZM74 172V171H73ZM72 172V173H73ZM131 172V171H130ZM133 172V171H132ZM152 172V174H150ZM204 172V171H203ZM224 172V171H223ZM233 172V171H232ZM7 173V172H6ZM49 173V172H48ZM55 173V172H54ZM58 173V172H57ZM70 174H72L71 172H69ZM76 173V172H75ZM78 173V172H77ZM87 173V174H88ZM123 173V172H122ZM125 173V172H124ZM172 173V174H171ZM182 173V172H181ZM194 173V172H192ZM202 173V172H201ZM27 174V172H26ZM40 174V172H39ZM45 174V173H44ZM43 174V175H44ZM62 174V173H61ZM81 174V173H79ZM98 175H100L98 172L96 173V175L94 177H96ZM117 174V173H116ZM115 174V175H116ZM148 174V173H147ZM204 174V173H203ZM200 174V175H203ZM208 174L212 176V173ZM207 174V175H208ZM215 174V172H214ZM218 174V173H217ZM37 175V172H36ZM35 175V176H36ZM56 175V173H55ZM76 175V174H75ZM85 176V174H83ZM89 175V174H88ZM87 175V176H88ZM125 175V174H124ZM123 175V176H124ZM133 175V174H132ZM180 175V174H179ZM193 175V174H192ZM28 176V175H27ZM26 176V177H27ZM40 176V175H39ZM48 176V174H47ZM54 176V175H53ZM65 176V175H64ZM68 176V175H67ZM72 176V175H71ZM91 176V177H92ZM102 176V177H103ZM117 176V175H116ZM140 176V177H139ZM210 176V177H211ZM252 176V175H251ZM10 177V176H9ZM56 177V176H55ZM63 177V175L61 176ZM101 177V175H100ZM99 177V178H100ZM115 177V176H114ZM126 177V176H125ZM130 177V176H128ZM182 177V176H181ZM208 177V176H207ZM240 177V176H239ZM244 178V176H242ZM241 177V178H242ZM246 177V176H245ZM24 178V177H23ZM39 178V177H38ZM43 178V176H42ZM68 178V177H67ZM76 178V177H74ZM82 178H84L82 176ZM81 178V179H82ZM86 178V177H85ZM89 178V176H88ZM118 178V176H117ZM202 178V177H200ZM257 179V177H255ZM33 179V178H32ZM48 179V178H47ZM73 179V178H72ZM80 179V178H79ZM104 179V178H103ZM102 179V180H103ZM192 179V180H191ZM202 179H206L203 178ZM42 180V179H41ZM84 180V179H83ZM93 180V177L90 178V181ZM242 180V181H241ZM9 181V180H8ZM43 181V180H42ZM55 181L57 182V180L55 179ZM59 181V179H58ZM68 181V180H67ZM70 181V180H69ZM72 181V180H71ZM74 181V180H73ZM89 181V182H90ZM117 181V180H116ZM120 181V180H119ZM125 181V180H124ZM128 181V179H127ZM16 182V181H15ZM24 182V181H23ZM33 182V181H32ZM35 182V181H34ZM40 182V180H39ZM64 182V181H63ZM95 182V181H94ZM98 182V180L96 181ZM102 182V181H101ZM105 182V181H104ZM121 182V181H120ZM259 182V181H258ZM1 183H3V181H1ZM17 183V184H18ZM46 183V182H45ZM44 183V184H45ZM52 183V182H51ZM67 183V182H66ZM72 183V182H71ZM70 183V184H71ZM85 184L87 182H84ZM92 183V182H91ZM90 183V185H91ZM119 184V182H117ZM197 183V184H196ZM202 183V184H204ZM218 183V184H217ZM16 184V183H15ZM16 184V185H17ZM26 184V183H25ZM34 184V183H32ZM57 184V183H56ZM73 184V183H72ZM192 184V185H191ZM196 184V185H194ZM24 185V183H23ZM22 185V186H23ZM39 185V184H38ZM88 186V184H86ZM94 185V183H93ZM191 185V186H190ZM21 186V187H22ZM67 186V185H66ZM78 186V185H77ZM85 186V185H84ZM92 186V185H91ZM98 186H100L99 184H97V188ZM105 186V185H104ZM119 186V185H118ZM128 186V185H127ZM226 188H225V187ZM9 187V186H8ZM7 187V188H8ZM20 187V186H17ZM45 187V186H44ZM60 187V186H59ZM123 187V186H121ZM224 187V188H223ZM2 188V186H1ZM6 188V189H7ZM25 188V187H24ZM65 188V187H64ZM74 188V187H73ZM87 189V187H85ZM95 188V187H93ZM96 188V189H97ZM108 188V187H107ZM198 188L200 187V184L198 186ZM198 188L196 189L198 192ZM209 188V189H208ZM260 188V187H259ZM4 189V188H3ZM11 189V188H10ZM9 189V190H10ZM34 189V188H33ZM69 189V188H68ZM79 189V188H78ZM78 189H76L78 191ZM123 189V188H121ZM144 189L146 191H144ZM205 189V190H204ZM225 189V190H224ZM37 190V189H36ZM73 190V189H71ZM111 190V189H110ZM115 190V189H113ZM125 190V189H124ZM129 189H127L128 191ZM195 190V191H196ZM1 191V190H0ZM43 191V190H42ZM46 191V190H45ZM63 191V190H62ZM65 191V190H64ZM82 191V189H81ZM119 191V190H118ZM125 190V192H127ZM157 191L160 192H164V193H170V195H165L163 193L160 194H156L153 195V193H157ZM7 192V190H6ZM11 192L13 193V191L11 190ZM74 192V191H72ZM105 192V191H104ZM115 192V191H114ZM11 193V194H12ZM18 192H16L17 194ZM117 193V192H116ZM138 193V192H137ZM142 193V192H140ZM14 194V195H16ZM109 194V191H108ZM123 194V193H122ZM134 194V198H130L131 202L134 204V202L137 200V197H140L139 193L136 195ZM9 195V194H8ZM104 195V193H103ZM115 195V194H114ZM112 196V195H111ZM137 196V197H136ZM145 196V195H144ZM5 197V196H4ZM121 197V196H120ZM125 197V196H124ZM13 198V197H12ZM105 198V197H104ZM111 198V197H110ZM113 198V197H112ZM6 199V198H5ZM125 199H127L125 197ZM140 199V198H139ZM138 199V200H139ZM142 199V198H141ZM1 200V199H0ZM107 200V198H106ZM159 200H167L171 201L172 203L168 206H164L161 207L158 203L160 202ZM14 201V200H13ZM12 201V203H13ZM120 201H122L120 199ZM128 201V200H126ZM141 201V202H142ZM159 201V202H158ZM162 201V202H163ZM137 202V201H136ZM140 202V204H141ZM157 202V203H156ZM117 203V202H116ZM127 203V202H126ZM157 206H156V204ZM170 203V202H169ZM137 204V203H136ZM135 204V205H136ZM161 204V202H160ZM216 204H218L217 206H215ZM117 205V204H116ZM158 205L160 207H158ZM131 206V205H130ZM147 206V207H146ZM107 207V206H106ZM120 207V205H119ZM138 207V206H137ZM144 207V208H142ZM10 208V207H9ZM110 208V207H108ZM142 209V210H141ZM11 210V208H10ZM119 210V209H118ZM100 211V210H99ZM103 212V211H102ZM100 213V212H99ZM10 214V213H9ZM7 215V214H6ZM122 215V214H121ZM1 216V215H0ZM112 218V217H111ZM105 220V219H104ZM112 221V222H111ZM122 222V220H121ZM98 224L100 227H98ZM105 226V230H103ZM120 225H121V229L122 234L121 236H116V232H118V229L120 230ZM117 227V230L114 231V228ZM100 228V230H99ZM114 232V236L112 235V233ZM120 233V231L118 232V234ZM120 235V234H119ZM126 262V260H125ZM124 262V263H125ZM122 264V263H121Z\"/></svg>",
    "mask_w": 264,
    "mask_h": 264
},
{
    "label": "rangeland",
    "instance_id": "rangeland-1",
    "mask_svg": "<svg viewBox=\"0 0 264 264\" xmlns=\"http://www.w3.org/2000/svg\"><path fill=\"white\" fill-rule=\"evenodd\" d=\"M18 1V2H17ZM32 3H31V2ZM52 1V2H51ZM71 1V2H70ZM82 1V2H81ZM104 1V2H103ZM121 1V2H120ZM140 0H110V1H108V0H77V2H76V0H16V2H17V4H15L16 2H15V0H0V42H1V44H0V68L1 67H3V68H8L7 70H6V72L7 73H5V77H2V78H0V103H1V105H0V108H1V110H2V113H1V111H0V225L2 226V222L6 219V217L7 216H9V215H11L12 214V212L14 211L13 209H15V203L14 202H16V199L18 198V196H20L19 194L21 193V190L22 189H24L25 191H31L30 189L32 188V190L33 191H39V192H47L48 194L51 192V190H53L54 188H53V185H55V187H56V189L57 190H60V193L62 192V193H65V194H62V195H64V196H71L72 195V197L74 198L75 196H77V193H79V192H83V191H86V190H90L92 193H95L98 197H101V199H103V201H106V206H105V208L106 209H103V208H101V209H99V210H97L98 211V214H103L104 213V215H102V216H104V218L103 217H101V220H102V223L104 222H106V215L108 216V217H110V220L111 219H113V222L115 221L116 222V224H117V221H116V214H118L119 212V214H120V216H121V220H122V222H121V220H120V224L121 223H124V218H125V215H124V213L126 212V209H127V207L129 206L130 208H134V206H135V208H134V210L136 209H140L139 208V206L140 205H142V206H144V205H147V204H145V201H142V200H144L143 198L145 197L146 198V194H145V192L143 193V188H141V189H137V188H135L136 190H134V191H137L140 195V197H137L138 195V193L137 192H132L131 190H133V189H130V182L132 183V181L137 177L136 175H138L140 172H141V174L140 175H142L143 176V173H144V176L145 175H149V172H147L146 170H145V168L144 167H147V166H149L150 167V165L152 164L151 163V161L152 162H154L152 159L154 158V159H163V160H161V162H162V166L160 165L161 163H159V166H160V168H163V166L164 165H166V167L165 168H167V166L169 165V163H167V162H169V159H171V158H173V156H174V158L172 159V160H174V164H176L177 165V169H174L173 168V166L174 167H176V165H174L171 161V167L172 168H170V169H172V172H174V170L176 171V175L177 176H180V178L181 179H183L185 176H186V168L188 167V165H189V161H190V167H188L187 169H189V173H190V175H189V177L190 178H192L193 180H194V178H196V182H197V180H198V175H199V179H200V183L198 182V185H196V184H194V185H196V189L198 188V186H199V184H200V187L201 188H198V190H199V192L195 189V186L193 187V185H192V187H191V189H193V191L194 192H196V194H195V196L197 195L198 196V193H199V195L201 194V192L200 191H202V192H205V191H203V190H201L202 189V186L204 187V185H206V183H208L209 182V184L211 185L212 184V182H213V184H215L214 186H211L210 187V185H206L204 188L207 190V187H210V189L212 188L213 189V187L215 188H218V186L219 185H216V183H215V181L214 180H209L208 181V179L209 178H211V179H213L212 177H214V175H216L217 176V178H218V175H220L219 173H221V176H224V175H222V174H224L225 172L226 173H228L227 175H229L230 173L232 174L231 176H236V174H237V179L239 178V180L240 179H245V178H247V177H254V181L256 182V183H254V187L256 186L257 187V189L258 190H262V191H264V132H262V130H261V128H260V126L264 129V0H141V2H139ZM142 1H143V3H142ZM23 2H25V3H23ZM37 2V3H36ZM42 2V3H41ZM51 2V3H50ZM53 2H56V3H53ZM58 2V3H57ZM63 2V3H62ZM73 2V3H72ZM96 3V5H94L95 3ZM98 2V3H97ZM109 2H110V4H109ZM128 2H130L131 4H129ZM20 3V4H19ZM46 3V4H45ZM92 3V4H91ZM100 3V4H99ZM102 3H103V7L101 6L102 5ZM147 3H149V4H147ZM92 6H91V5ZM99 4V5H98ZM107 4V5H106ZM113 4V5H112ZM119 4V5H118ZM121 4V5H120ZM135 4V5H134ZM16 5V6H15ZM68 5V6H67ZM75 7H77V8H75ZM78 5V6H77ZM92 7H90V6ZM98 5V6H97ZM106 5V6H105ZM110 5V6H109ZM8 6V7H7ZM15 6V7H14ZM18 6V7H17ZM25 6V7H24ZM30 6H31V8H30ZM35 6V7H34ZM54 6V7H53ZM56 6V7H55ZM66 6V7H65ZM89 6V7H88ZM97 6V7H96ZM123 6V7H122ZM137 6V7H136ZM12 7H14V8H17V9H19V10H17V9H12ZM42 7V8H41ZM74 7V8H73ZM88 7V8H87ZM136 7V8H135ZM187 7V8H186ZM258 7V8H257ZM3 8V9H2ZM7 8V9H6ZM39 8V9H38ZM60 8V9H59ZM64 8V9H63ZM65 8H67L71 13H73V16H69V15H66V14H68L69 12H67L66 13V9ZM73 8V9H72ZM103 8V9H102ZM123 8V9H122ZM128 8V9H127ZM135 8V9H134ZM148 8V9H147ZM26 9V10H25ZM28 9V10H27ZM43 9V10H42ZM49 9V10H48ZM58 9V10H57ZM71 9V10H70ZM95 9V10H94ZM138 9V10H137ZM45 10V11H44ZM53 10V11H52ZM82 10H84V11H82ZM92 12H91V11ZM97 10H98V12H97ZM100 10V11H99ZM109 10H111V11H109ZM121 10V11H120ZM124 10V11H123ZM140 10V11H139ZM13 11V12H12ZM86 11V12H85ZM97 12V14H96V12ZM134 11H136V12H134ZM155 11V12H154ZM175 11H176V13H175ZM181 13H180V12ZM3 12V13H2ZM5 12V13H4ZM32 12V13H31ZM40 12V13H39ZM108 12V13H107ZM118 12V13H117ZM126 12V13H125ZM134 14H133V13ZM160 12V13H159ZM174 12V13H173ZM22 13V14H21ZM76 15H75V14ZM88 13V14H87ZM103 13V14H102ZM116 13V14H115ZM136 13V14H135ZM184 15H183V14ZM41 14V15H40ZM42 14H44L43 16H42ZM49 16V18L47 17V15ZM91 14V15H90ZM94 14V15H93ZM123 14V15H122ZM172 15V19L170 18V17H168V15L169 16H171ZM178 14V15H177ZM7 15V16H6ZM66 15V16H65ZM75 15V16H74ZM77 15H78V17H77ZM89 15V16H88ZM42 16V17H41ZM54 16V17H53ZM69 16V17H68ZM88 16V17H87ZM92 16V17H91ZM102 16V17H101ZM106 16V17H105ZM122 16V17H121ZM164 16V17H163ZM174 16V17H173ZM42 18V20H41V18ZM51 17V18H50ZM77 17V18H76ZM87 17V18H86ZM121 17V18H120ZM129 19H128V18ZM158 19H157V18ZM177 17V18H176ZM14 18V19H13ZM32 18V19H31ZM46 18L48 19V21H46ZM71 18V19H70ZM75 18V19H74ZM84 18V19H83ZM90 18V19H89ZM102 18H104V19H102ZM107 18V19H106ZM116 18V19H115ZM151 18H152V20H151ZM168 18H170V19H168ZM180 18V19H179ZM185 18V19H184ZM12 19V20H11ZM38 19H40V20H38ZM66 19H68L67 21H66ZM95 19V20H94ZM112 19V20H111ZM157 19V20H156ZM164 19H165V21H164ZM168 19V20H167ZM174 19V20H173ZM53 20V21H52ZM55 20V21H54ZM75 20V21H74ZM110 20V21H109ZM116 20H118V21H116ZM121 20V21H120ZM134 20V21H133ZM160 21V23H161V25L163 26V24L165 25V26H161V27H158V26H160L159 25V22H158V26H157V21ZM173 20V22H171ZM180 20H182L183 22H184V24H183V22L182 21H180ZM232 20V21H231ZM20 21V22H19ZM41 21V22H40ZM63 21V22H62ZM73 21V22H72ZM140 21V22H139ZM156 21V22H155ZM164 21V22H163ZM169 21H170V23H169ZM177 21V22H176ZM44 22V23H43ZM78 22V23H77ZM104 22V23H103ZM111 22V23H110ZM123 24H122V23ZM189 22V23H188ZM27 23V24H26ZM57 25H56V24ZM98 23L100 24V25H98ZM113 23V24H112ZM127 23V24H126ZM177 23H179V24H177ZM36 24V25H35ZM43 24V25H42ZM55 24V25H54ZM67 24V25H66ZM74 24V25H73ZM91 24V25H90ZM111 24V25H110ZM131 24H135V25H131ZM145 24V25H144ZM147 24V25H146ZM170 24V25H169ZM173 24H175V25H173ZM176 24L178 25V26H176ZM182 24V25H181ZM40 25V26H39ZM52 25H54L53 27H52ZM59 25V26H58ZM61 25V26H60ZM71 25V26H70ZM73 25V26H72ZM76 25V26H75ZM86 25V26H85ZM95 25V26H94ZM97 25V26H96ZM128 27H127V26ZM136 25H137V27H136ZM139 25V26H138ZM166 25H167V27H166ZM181 25V26H180ZM184 25V26H183ZM42 26V27H41ZM89 26H90V28H89ZM108 26H110V27H108ZM133 26V27H132ZM143 26V27H142ZM146 28H145V27ZM186 26V27H185ZM46 27V28H45ZM115 27V28H114ZM116 27H117V29H116ZM123 27V28H122ZM152 27V28H151ZM182 27V28H181ZM185 27V28H184ZM220 27V28H219ZM64 28V29H63ZM106 28V29H105ZM111 28H113V29H111ZM137 28V29H136ZM148 28V29H147ZM160 28V29H159ZM165 28V29H164ZM29 29V30H28ZM54 29V30H53ZM61 29V30H60ZM84 29V30H83ZM87 29V30H86ZM101 29V30H100ZM123 29V30H122ZM134 29H135V31H134ZM152 31H150V30ZM186 29V30H185ZM262 29V30H261ZM19 30V31H18ZM48 30V31H47ZM50 30H51V32H50ZM54 32H53V31ZM96 30V31H95ZM100 30V31H99ZM113 30V31H112ZM149 30V31H148ZM182 30V31H181ZM35 31V32H34ZM38 31V32H37ZM41 31V32H40ZM47 31V32H46ZM63 31V32H62ZM74 33H73V32ZM98 31V32H97ZM124 33V31H125V33H124V36H123V33ZM145 31V32H144ZM185 31V32H184ZM19 32V33H18ZM24 32V33H23ZM30 32V33H29ZM36 32H37V34H36ZM43 32V33H42ZM70 32V33H69ZM109 32V33H108ZM111 32V33H110ZM127 32V33H126ZM130 32V33H129ZM132 32V33H131ZM155 32V35L153 34ZM6 33V34H5ZM16 33H18V34H16ZM27 35H26V34ZM58 33V34H57ZM63 33V34H62ZM65 33L67 34V35H65ZM89 33V34H88ZM108 33V34H107ZM146 33V34H145ZM150 33V34H149ZM157 33H158V35H157ZM187 33V34H186ZM9 34V35H8ZM20 34V35H19ZM31 34V35H30ZM40 34V35H39ZM42 34V35H41ZM44 34V35H43ZM48 34H49V36H48ZM51 34H52V36H51ZM53 34H54V37H53ZM69 34V35H68ZM88 34V35H87ZM91 34H92V36L94 37L93 38V40H92V36H91ZM111 34V35H110ZM119 35V38H121V36H123L125 39H123V37L121 38L122 39V42L119 40V38H118V35ZM165 34V35H164ZM25 35V36H24ZM86 35V36H85ZM121 35V36H120ZM138 35V36H137ZM150 35V36H149ZM157 35V36H156ZM165 37H164V36ZM257 37H256V36ZM5 36V37H4ZM39 36V37H38ZM51 36V37H50ZM75 36V37H74ZM87 36L89 37V38H87ZM105 36V37H104ZM145 36V37H144ZM154 36V37H153ZM175 36H177V37H175ZM183 36V37H182ZM225 36V37H224ZM263 36V37H262ZM11 37V38H10ZM84 37V38H83ZM144 37V38H143ZM150 37V38H149ZM162 37V38H161ZM36 38H37V40H36ZM67 38V39H66ZM74 38V39H73ZM77 38V39H76ZM88 39L89 41H92V42H94L95 44H96V48H95V53H98V51L102 54H99V55H101V56H103L104 55V53H105V51H103L105 48H106V51H107V49L109 48V47H112L111 49H112V52L114 53V51H115V53L117 52V53H121L122 51H121V49H123V52H125V51H128V52H130L131 53V55H132V53H133V55L132 56H134L135 54L134 53H138L139 51H144L145 50V48L144 47H148L147 48V51L145 50V52L147 53L146 55L148 56V53L151 51V53L150 54H152V53H154V56H152V57H150V59H152V61H151V64L149 63V65H153V64H155L154 66H156L158 69H156V67H154V66H148V71H150L149 69H151L152 70V67H153V72H156V70H158L156 73H158L159 72V70H162L163 71V68H164V66L165 67H170V65H172L174 62H177V61H180V64L182 65V62L181 61H186V60H180V59H182V56H184V57H187L186 59L188 60V63H187V61L185 62V63H183V65L185 64V65H188V64H191V63H189V62H191V61H193L194 60V65L197 67L198 65H199V67H200V69H198L199 67H197L196 68V70L198 69L199 70V74H201V69L202 68H205V67H207V66H211V64H212V66H213V64H214V66L212 67L213 68V73L212 74H215L214 76H213V78L215 79L216 77H217V79H215L216 81H217V83H216V86H215V84L213 83V88H214V86L216 87L215 89H216V91L215 90H213V91H215L216 93H218V94H216L215 92H214V94H211V93H208V91H210L211 90V88L210 89H206V88H204V87H202V88H200V86H199V82H197V81H199L200 79H201V75H199L198 73V76H197V78H196V80H195V78H194V81H196V83L198 84V87L197 86H195L196 85V83H194V82H192L191 81V83L189 82V84L187 83V84H183V85H181V87H187V89L189 88L188 86H186V85H190V86H192L193 84L192 83H194V85L192 86L193 88H192V90L190 91L189 89L188 90H185L184 88V90L185 91H183L184 93L186 92V91H188V94H189V92H190V96H192V95H194L195 96V98H194V96H192V98H194V99H196V100H194V101H197V102H194L193 103V105H194V108H195V110L196 111H198L199 112V110H200V108H201V110H200V112L201 113H203L204 115L207 113L208 115H212L213 116V118H212V122H213V120H217L218 122L221 120L220 119V117L219 118H216L217 116H220L219 114L217 115L216 114V112H220V111H222L223 112V110H224V112L226 113L227 112V115H229V117L231 118V122H234V124L232 123V125H236L237 127L238 126H240L242 129L240 130V132H241V135L239 134V133H237V134H235V135H231L230 134V137L228 136L229 134L227 133H224L225 131H223V129L222 130H220L221 128H222V126H220V129H219V124L218 123H216V121H214L213 123L216 125V124H218L217 126L218 127H216V128H218V130H217V132H218V138H219V140H220V142H219V140L216 138V139H213V142L215 141V140H218V142L219 143H221L222 142V145H224V156L222 155V160L220 161V162H223V164L222 163H219V161L218 162H214L213 160L214 159H211V158H213V157H211L212 155H210V154H208V152H207V150L205 149V150H202V148L200 149V150H202L203 151V153L202 152H200V151H198L199 150V148H197V149H191L192 150V152H189V153H192V154H190V157H189V153H188V149L186 148V147H184V144H183V142L184 141H180V140H182L181 138H180V135H178L177 137H175L174 138V140H173V135L175 134V133H177V134H179V132L178 131H176V130H174V129H176V127H173V126H175V125H172V127H173V130L175 131H172V129L171 128H169V126H171V124L170 125H168V127H167V129H168V131H163V133L164 134H162V135H164V136H166L167 138H169V139H167V138H165L166 140H164V138L160 141H158L156 144H155V146L153 145L152 147H154V148H151L150 149V151L153 153L152 154V156H151V152L149 153V148L148 149H146V147H143L142 149L144 150L145 149V154L144 153H141V152H144L142 149H141V151H140V148L138 149H135L136 150V152L135 151H133L132 153H131V155H130V152L132 151H130V152H128L127 154H129L128 156H129V158H125V159H128L127 161L125 160V163L124 162H122L120 165H118L119 166V168H117V170L113 173V175H111V181L110 182H107V179L102 175L103 174V170L100 168L99 169V171L97 170L96 171V173L98 172L100 175H101V177H100V175H98L97 174V176L96 177H94L95 175H96V173H94V176H92V174H90V173H88V172H85V171H82L83 169H80V167L78 168V166H77V163L81 160V159H84V157H86V156H88L90 153H91V151H90V149H92L91 148V146H84L85 144L83 143V140H82V138H79V139H76V140H74V142H70V143H73L72 145L69 143V145H71L70 146V148H72L71 150H73V151H71L69 148H67V154H69V156H71L74 160L77 158V156H78V158H77V160H75V161H77V162H75L74 161V165H75V163H76V165L72 168V170H70V167L68 168L69 170H67V169H63L62 171H61V173H59L60 171H59V165H61L59 162H62V159L60 160V161H58V163H57V168H56V170H58L57 172H56V170L55 169H50V167H52V166H44V167H42L41 169H36V167H34L33 168V166H30V168H29V166H28V168H29V171H28V169L26 168L27 166H26V164L24 163L26 160V162H30V159H31V161L32 160H34L35 158H36V154H35V151L39 148L38 146H40V144H41V142H47V140L49 139V137L51 136V134H52V137L53 138H55V136H53V134H56V136H57V138L56 139H58V138H60V139H58V140H60V141H58L57 142V144L59 143V145L61 146H63V145H65L64 143L62 144V141H64V138L61 136L62 135V133H61V131H62V129L63 128H61L63 125V127H66V122H67V117L66 116H69V115H67L68 113H63V111L62 110H59V111H61V113L59 112L58 113V110L56 109V111L54 112V111H51V113H49V115L46 117V121L45 122H47V120H48V122L47 123H44V120H43V122H41V123H39L38 124V131L33 135V139H31V141H30V144H29V146L31 145V147H29V148H31L30 150H29V148L28 147H25V148H23L22 149V146L21 145H17V144H15V140H13L14 139V137H13V134H16L17 133V131H18V129H20L21 127H20V125H18L19 123H21L20 121H23V119L22 118H24V113H21V112H24L23 111V109H22V102L20 103V101H21V96H20V93L22 92V95H23V98H24V100H26V102L28 101L27 100V98H29V97H33L32 99L33 100H35L36 102H38L39 104H41L42 105V103L43 104H45L46 103V101L48 100V99H50V97H53L52 95L53 94H56L55 95V97L56 96H58L57 94H60V92L61 93H63L64 94V91L66 90V92L69 94V92H70V94H72L73 93V86H75L76 87V85L78 84V83H80V78L82 79V77L83 76H86L87 75V73H85V72H87L86 71V69H85V67L87 68V66L89 67V65L91 64L90 63V60H89V62H87L86 61V64H85V61H83L84 62V64L83 63H81L80 65L81 66H77V68L75 67V71L76 70H78L79 72H81L80 74H77V75H80V76H76V74L75 75H73V74H71V76L73 75L74 77H71V76H63V77H60V79H62V80H59L58 82H56V80L51 76L52 74L51 73H53V71H54V66H53V62H55L56 61V59L54 60V56L52 55V53L53 54H55L56 55V53L58 54V52H60L61 50H65V51H68V50H70V47L72 46V44H74V45H77V44H80V45H82V43L84 42H81V40L83 39V40H85V39ZM97 38V39H96ZM112 38V39H111ZM115 38V39H114ZM116 38H118V40L120 41V42H118V40L116 39ZM129 38V39H128ZM141 40H140V39ZM145 39V40H143V39ZM147 38V39H146ZM158 38H159V40H158ZM254 38V39H253ZM12 39V40H11ZM26 39V40H25ZM32 39V40H31ZM44 39V40H43ZM48 39V40H47ZM58 41H57V40ZM66 39V40H65ZM68 39H69V41H68ZM101 39H103V41L101 40ZM128 39V40H127ZM134 39H135V41H134ZM138 39V40H137ZM153 39H155V40H153ZM176 41H175V40ZM4 40V41H3ZM19 40V41H18ZM77 40V41H76ZM79 40H80V42H79ZM96 40V41H95ZM99 40V41H98ZM109 40V41H108ZM111 40V41H110ZM123 40H124V42H123ZM133 40V41H132ZM151 41V42H149V41ZM34 41H36V42H34ZM40 41V42H39ZM46 41V42H45ZM60 41V42H59ZM64 41V42H63ZM86 42L85 41V45H89V43L90 42ZM102 41V42H101ZM107 41V42H106ZM138 41V42H137ZM140 41V42H139ZM154 41H160V42H155V44H153L154 46H158V48H159V46L161 45L162 46V49H163V53L166 55V57H164L165 55L163 54H161V53H158V54H160V56L159 55H157V53H155L156 51H157V48L155 47V48H153V49H150L151 47H150V45H152V43H154ZM165 41V42H164ZM166 41H168V42H166ZM13 42V43H12ZM19 44H18V43ZM46 44H44V43ZM51 42V43H50ZM62 42H63V44H62ZM67 42V43H66ZM77 44H76V43ZM177 42V43H176ZM183 42V43H182ZM258 42V43H257ZM29 43V44H28ZM32 43H33V45H32ZM48 43V44H47ZM59 43V44H58ZM94 43L92 44V43H90L92 46L94 45ZM104 43V44H103ZM123 45H122V44ZM134 43V44H133ZM147 43V44H146ZM159 43H161V44H159ZM26 44V45H25ZM41 44V45H40ZM53 44V45H52ZM71 44V45H70ZM83 44V45H84ZM115 44V45H114ZM130 44V45H129ZM134 46H133V45ZM156 44H159V45H156ZM163 44H165L166 46H164ZM39 45V46H38ZM47 45H48V48H47ZM57 45H58V47H57ZM67 45H69V47L67 46ZM91 45H89V46H91ZM104 45V46H103ZM108 45V46H107ZM117 45V46H116ZM126 45V46H125ZM132 45V46H131ZM149 45V46H148ZM152 45V46H153ZM172 47H171V46ZM181 45H183L182 47H181ZM187 47H186V46ZM239 45V46H238ZM4 46V47H3ZM40 46H41V48H40ZM63 48H62V47ZM66 46V48H64ZM139 46V47H138ZM141 46V47H140ZM153 46V47H154ZM8 47V48H7ZM21 47V48H20ZM94 47H95V45H94ZM104 47V48H103ZM133 47V48H132ZM135 47V48H134ZM150 47V48H149ZM169 48V47H171V49H167V48ZM177 47V48H176ZM235 47V48H234ZM10 48V49H9ZM15 48H17V49H15ZM33 48V49H32ZM39 48V49H38ZM52 48V49H51ZM60 48H62L61 50H60ZM102 49V50H99V49ZM132 48V49H131ZM137 48V49H136ZM142 48V49H141ZM144 48V49H143ZM166 48V49H165ZM192 50H191V49ZM35 49V50H34ZM48 49V50H47ZM67 49V50H66ZM110 49V48H109ZM115 49V50H114ZM129 49H130V51H129ZM136 49V50H135ZM149 49H150V51H149ZM174 49H176V50H174ZM179 49H180V51H179ZM182 49V50H181ZM184 49V50H183ZM190 49V50H189ZM237 49V50H236ZM253 49H255V50H253ZM43 50V51H42ZM56 50V51H55ZM63 50V51H64ZM97 50V51H96ZM118 50V51H117ZM133 50H135V51H132ZM139 50V51H138ZM153 50H156V51H154L153 52ZM165 50H166V52L167 53H165ZM175 51V54H177V55H175L174 54V51ZM18 51V52H17ZM35 51V52H34ZM51 53H50V52ZM119 51H121V52H119ZM149 51V52H148ZM169 51H170V53H169ZM177 51V52H176ZM198 51V52H197ZM144 52V53H145ZM186 52V53H185ZM189 54H188V53ZM5 53V54H4ZM11 53V54H10ZM27 53V54H26ZM31 53V54H30ZM34 53V54H33ZM175 55V57H173L174 55ZM184 55H183V54ZM22 54H24V55H22ZM30 55V57H29V55ZM42 54H45V57H44V55H42ZM51 54V55H50ZM179 54H181L180 56V59L179 58H177V56L179 57ZM193 54V55H192ZM195 54V55H194ZM201 54V55H200ZM22 55V56H21ZM28 55V56H27ZM50 55V56H49ZM98 55V56H99ZM139 55H141V53H139ZM138 55V56H139ZM153 55V54H152ZM157 57H156V56ZM169 55H173L172 56V58H170V57H168ZM187 55V56H186ZM190 55V56H189ZM11 56V57H10ZM150 56V55H149ZM192 56V57H191ZM194 56V57H193ZM14 57V58H13ZM26 57H27V59H26ZM48 57H50V58H48ZM96 57H97V54H96ZM183 57V58H184ZM198 57V58H197ZM5 58H6V60H5ZM12 58V59H11ZM17 58V59H16ZM98 58V57H97ZM99 58H100V56H99ZM130 58H132V57H130ZM160 60V58H163V59H161V62L163 63L164 61L166 62H164L163 64H161L160 62H158L159 60ZM166 58V59H165ZM168 58H170L169 60L171 61H173L174 59L176 60V61H174L173 63H171V64H169L170 63V61L168 60ZM190 58L192 59L191 61H190ZM195 58V59H194ZM9 59H11V60H9ZM36 59V60H35ZM47 59V60H46ZM133 60H136L137 59V57L135 56V57H133L132 58ZM131 59V60H132ZM197 59V60H196ZM14 60V61H13ZM18 60V61H17ZM25 60V61H24ZM48 60H49V62L51 63V64H49L48 63ZM53 60V61H52ZM198 60H201V61H198ZM6 61V62H5ZM14 62L13 64H12V62ZM20 61V62H19ZM37 61V62H36ZM52 61V62H51ZM93 61V60H92ZM138 61V60H137ZM137 61H131V63H135V62H137ZM155 61V62H154ZM156 61H157V64H156ZM214 61V62H213ZM228 61V62H227ZM40 62V63H39ZM44 62H46V63H44ZM197 62V63H196ZM202 62V63H201ZM219 62V63H218ZM223 64H221V63ZM224 62V63H223ZM244 62V63H243ZM6 63V64H5ZM33 64V66H32V64ZM57 63V61L54 63V65ZM87 63H89L88 65H87ZM167 63H168V65H167ZM193 63L191 64V66L193 65ZM208 63V64H207ZM217 63V64H216ZM228 63V64H227ZM243 63V64H242ZM257 63V64H256ZM23 67V73H24V76L22 77V75H23V73L21 74V76H18V72L17 71H15L16 69L18 70V68L19 67H21L20 65ZM158 64H161V65H158ZM219 64V65H218ZM7 67H6V66ZM14 65V66H13ZM84 65V66H83ZM86 65V66H85ZM182 65V66H183ZM194 65H193V68H194ZM207 65V66H206ZM228 65H230V66H228ZM16 66V67H15ZM18 66V67H17ZM30 66V67H29ZM36 66V67H35ZM163 68H162V67ZM202 66V67H201ZM222 66V67H221ZM21 67V68H22ZM81 67V68H80ZM84 67V68H83ZM159 67H160V69H159ZM216 69H215V68ZM227 67V68H226ZM16 68V69H15ZM21 68H19V70H21ZM42 68V69H41ZM2 69V68H1ZM13 69H14V71H15V78L12 76V74L14 73L13 72ZM82 69V70H81ZM168 69V68H167ZM219 69V70H218ZM238 69V70H237ZM9 70V71H8ZM18 70V71H19ZM30 70V71H29ZM32 70V71H31ZM74 70L72 71V73L74 72ZM83 70H85V71H83ZM165 70H166V68H165ZM198 70H197V72H198ZM203 70V69H202ZM216 70V71H215ZM245 70V71H244ZM24 71H26V74H25V72ZM52 71V72H51ZM82 71L84 72L83 74H82ZM215 71V72H214ZM228 71V72H227ZM230 71V72H229ZM31 73V75H30V73ZM42 72V73H41ZM47 72V73H46ZM51 72V73H50ZM220 72V73H219ZM238 72H239V74H238ZM242 72V73H241ZM34 73H38L37 75L36 74H34ZM50 73V74H49ZM74 73H76V72H74ZM147 73H149L148 75L149 76H151L152 74L154 75L155 73H152V71H151V73L150 72H147ZM161 73V72H160ZM160 73H158V74H155V76H151V81H154V79L153 78H155V80H156V78L158 77V75L160 74ZM245 73V74H244ZM20 74V73H19ZM34 74V75H33ZM81 74L83 75V76H81ZM151 74V75H150ZM217 74V75H216ZM223 76V78L224 77H227V78H225V79H227V80H225V79H223L222 78V76ZM226 74V75H225ZM229 74V75H228ZM247 74V75H246ZM6 75H7V77H6ZM27 75V76H26ZM148 75H146V76H144L143 77V80L145 81H141V84L143 83H148V82H150V77H148ZM157 75V76H156ZM220 75V76H219ZM256 75V76H255ZM30 76V77H29ZM40 76V77H39ZM230 76V77H229ZM11 77H13L14 79H16V80H14L13 78H11ZM19 77H21V78H19ZM35 79H34V78ZM65 77V78H64ZM75 78L77 81L79 80V82H77L76 83V81L74 82V80L73 79H71V78ZM78 77V78H77ZM80 77V78H79ZM147 77L149 78V80L147 79ZM159 77H160V75H159ZM158 77V78H159ZM220 77H221V79L223 80H221V84H219L220 82ZM234 77V78H233ZM237 77V78H236ZM240 77V78H239ZM246 77V78H245ZM251 77H252V79H251ZM19 78V79H18ZM23 78V79H22ZM38 78L40 79L39 81H38ZM69 78V79H68ZM163 78V77H162ZM200 78V79H199ZM254 78V79H253ZM19 81H18V80ZM46 79H48V80H46ZM50 79L52 80V81H50ZM65 79V80H64ZM148 81H147V80ZM161 79V77L158 79V80H160ZM199 79V80H198ZM231 79H232V81H231ZM23 80V81H22ZM29 80V81H28ZM72 80V81H71ZM157 80V81H158ZM214 80V81H215ZM237 82H236V81ZM241 82H240V81ZM247 80V81H246ZM10 81V82H9ZM64 81V82H63ZM225 81L226 82H229V83H227V84H229V87H227L226 86V83H225ZM239 81V82H238ZM251 81H252V83H251ZM5 82V83H4ZM33 82V83H32ZM39 82H41L42 83V85H40L41 83H39ZM61 82V91H58L57 92V90H60V88H59V83ZM70 82V83H69ZM72 82V83H71ZM74 82V83H73ZM222 82H224V83H222ZM234 82V83H233ZM236 82V83H235ZM247 82V83H246ZM20 83V84H19ZM22 83V84H21ZM24 83V84H23ZM46 84V86H45V84ZM63 83H65V84H63ZM69 83V84H68ZM240 83V84H239ZM251 83V84H250ZM34 84V85H33ZM58 84V85H57ZM70 84H72V85H70ZM74 84H76V85H74ZM142 84V85H143ZM192 84V85H191ZM217 84H219V86L217 85ZM224 84V85H223ZM240 86H239V85ZM248 84V85H247ZM256 84H257V87H256ZM23 85V86H22ZM38 85V86H37ZM45 87H44V86ZM49 85V86H48ZM64 85V86H63ZM72 86L73 88H71V91H70V89H68L67 88V86L68 87H70V86ZM118 84H115L114 83V85H113V87H115V89H112V90H114L116 93L115 94H117V91H116V89L117 90H119V88H116V86H117ZM142 85H140V86H142ZM220 85H222L223 87H224V89L226 90V87H227V91H226V93L227 92H229V90L228 89H230V92L228 93V95L227 96H229V95H231L230 97H228V98H226L225 97V95H223V97H225V99L227 100V102H228V106H226L225 104V102L226 101H224L225 99L224 98H222V97H220L221 98V100H220V98H218L219 96H221V93L223 92V90L221 89V88H223V87H220ZM238 85V86H237ZM245 85H247L246 86V88H245ZM250 85V86H249ZM263 85V86H262ZM17 86V87H16ZM32 87V89H30V87ZM44 87V88H41V87ZM66 86V87H65ZM112 86V85H111ZM145 86H146V84H145ZM235 86V87H234ZM5 87V88H4ZM23 88V90H22V88ZM36 87V88H35ZM47 87V88H46ZM54 87H56V88H54ZM117 87H120L119 85L117 86ZM143 87V86H142ZM199 88V89H197V88ZM218 87H219V89H218ZM249 87V88H248ZM28 88V89H27ZM58 88V89H57ZM235 88H236V90H235ZM248 88V89H247ZM258 88V89H257ZM260 88V89H259ZM10 89V90H9ZM41 89V90H40ZM56 89V90H55ZM190 89H191V87H190ZM20 90V91H19ZM64 90V91H63ZM195 90H197V91H195ZM205 90H207V91H205ZM222 92H221V91ZM241 90V91H240ZM253 90V91H252ZM3 91H5V92H7V94H9L8 95V98H3V97H1V96H3V95H1L2 94V92ZM31 91V92H30ZM36 91V92H35ZM44 91V92H43ZM69 91V92H68ZM200 91V92H199ZM205 91V92H204ZM218 91V92H217ZM232 91H234V92H232ZM245 91V92H244ZM24 92V93H23ZM26 92V93H25ZM72 92V93H71ZM183 92H181V94L183 93ZM191 92H192V95H191ZM211 92H212V90H211ZM220 92V93H219ZM238 92V93H237ZM251 92V93H250ZM256 92V93H255ZM13 93V94H12ZM34 93V94H33ZM49 95V98H48V96H47V94ZM66 93V94H67ZM198 94V96H197V94ZM206 93V95H204ZM208 93V94H207ZM224 94H226L225 92H223ZM249 93V94H248ZM253 93V94H252ZM18 94V95H17ZM26 96H25V95ZM36 94H38V95H36ZM111 93H109V95H110ZM113 94H114V92H113ZM177 94H179V93H177ZM181 94H179V96L181 95ZM196 94V95H195ZM199 94H200V96H199ZM233 94V95H232ZM246 94V95H245ZM11 95V97H9ZM33 95V96H32ZM106 95V94H105ZM118 95V94H117ZM185 95V94H184ZM209 95V96H208ZM211 95V96H210ZM217 97H216V96ZM235 95V96H234ZM239 95V96H238ZM250 95V96H249ZM257 97H256V96ZM39 96H40V99H39ZM43 96V97H42ZM107 96H108V93H107ZM183 96V95H182ZM186 96H187V92H186V95L185 96H183L184 98H186ZM205 96V97H204ZM213 96V97H212ZM245 96V97H244ZM255 96V97H254ZM197 97H199V98H197ZM203 99V101H202V99ZM212 98V99H208V98ZM215 97V98H214ZM235 97V98H234ZM237 97H239V98H237ZM243 97V98H242ZM259 97V98H258ZM205 98L207 99V100H205ZM231 98V99H230ZM261 98V99H260ZM6 99H8V100H6ZM20 99V100H19ZM46 99V100H45ZM183 99V98H182ZM197 99H199V100H197ZM255 99H256V101H255ZM4 100V101H3ZM15 100V101H14ZM43 102H42V101ZM105 101V102H103V101ZM102 100H100V101H102V106L100 107L101 108V112H102V109L103 108H105V106H103V104L104 103H109V101H110V99H108V98H103ZM185 100H187V99H185ZM185 100H184V102H185ZM213 100H216V101H214V102H212ZM219 100V101H218ZM223 100V101H222ZM239 101V103H238V101ZM241 100H243L242 101V103H241ZM19 101V102H18ZM45 101V102H44ZM200 101V107L198 106V102ZM209 101H211V102H209ZM220 101H222V102H220ZM5 102V103H4ZM12 102V103H11ZM183 102V105L184 104H186V102L184 103ZM216 102L218 103V104H216ZM263 102V103H262ZM150 103L151 104H153L152 106H149L150 105ZM189 103H190V100H189ZM201 103H203V104H201ZM204 103H206V105L204 104ZM207 103H209V106L211 107V110H210V108H209V106H208V104ZM221 103V104H220ZM241 103V104H240ZM254 103V104H253ZM262 103V104H261ZM9 104L10 105H12V106H9ZM16 106H15V105ZM196 104V105H195ZM211 104H212V106L213 105H219V106H211ZM224 104V105H223ZM229 104L230 105H232L231 107L229 106ZM234 104L236 105L237 104V106H234ZM242 106L243 105V108L240 106V105ZM21 105V106H20ZM149 105H148V107H146L145 105V107H141V109H146L147 110V108H148V111H150L149 109H153V108H155V104L154 103H152V102H149ZM182 105V106H183ZM187 105V104H186ZM186 105L185 106H183L184 108H186ZM189 105V104H188ZM9 106V107H8ZM154 106V107H153ZM205 106V107H204ZM208 106V107H207ZM224 106V107H223ZM245 106V107H244ZM149 107H153V108H149ZM197 107V108H196ZM220 107V108H219ZM238 107V108H237ZM252 107V108H251ZM19 108V109H18ZM194 108L192 109V110H194ZM204 108V109H203ZM213 108V109H212ZM214 108H216V110H219V111H216ZM223 108V109H222ZM229 108L231 109V112H230V110H229ZM240 109V110H237V109ZM245 108H247V109H245ZM16 109V110H15ZM181 109H183V108H181ZM199 109V110H198ZM206 109H208V111L206 110ZM246 110V114H245V110ZM12 110V111H11ZM20 110H21V112H20ZM84 109H82L81 108V110H80V113L79 114H82V112L83 113H85L84 111H83ZM213 111L212 113H214V114H212L210 111ZM234 110V112H232ZM255 110V111H254ZM104 111V110H103ZM230 113H229V112ZM240 111V112H239ZM243 111V112H242ZM258 111V112H257ZM64 112H65V110H64ZM66 112H67V110H66ZM69 112V111H68ZM221 112V113H222ZM239 113V115H242V116H239L238 115V113ZM250 112V113H249ZM251 112H252V114H251ZM11 113V114H10ZM57 113V114H56ZM78 113V112H77ZM209 113H211V114H209ZM234 113H236V114H234ZM243 113V114H242ZM248 113V114H247ZM257 113V114H256ZM5 114V115H4ZM10 114V115H9ZM51 114V115H50ZM61 114V115H60ZM206 114V115H207ZM232 116H231V115ZM261 114H263V115H261ZM3 115V116H2ZM22 115V116H21ZM55 115V116H54ZM57 115V116H56ZM60 115V116H59ZM65 115V116H64ZM224 115H226V114H224ZM226 115V118H227V120H228V116ZM244 115V116H243ZM16 116V117H15ZM52 116H54L53 118H52ZM64 116V117H63ZM215 116V117H214ZM237 116V117H236ZM247 116V117H246ZM255 117V119H254V117ZM5 117L7 118V119H5ZM18 117V118H17ZM22 117V118H21ZM63 117V118H62ZM66 117V118H65ZM224 117V116H223ZM246 118V119H242V120H240L241 118ZM250 117V118H249ZM51 118V119H50ZM222 118V117H221ZM225 118V117H224ZM225 118V119H226ZM234 118H235V120H234ZM236 118H237V121H236ZM248 118V119H247ZM3 119V120H2ZM59 119H62L61 120V122H60V120ZM219 119V120H218ZM223 119V118H222ZM239 119V120H238ZM9 120H11V123H10V121ZM64 120V121H63ZM230 120V119H229ZM246 120V121H245ZM53 121H55V122H53ZM249 121V122H248ZM261 121V122H260ZM7 122H9V123H7ZM15 122V123H14ZM16 122H17V125H16ZM66 124H64V123ZM96 123H97V121H95ZM95 122H93L92 124H94L93 125V127L96 125V123ZM221 122H223V120L222 121H220V123ZM235 122H237V123H235ZM246 122V123H245ZM23 123V122H22ZM80 123V122H79ZM78 123V124H79ZM248 123V124H247ZM3 124H5V127H4V125ZM46 124V125H45ZM49 124V125H48ZM222 124V123H221ZM220 124V125H221ZM224 124V123H223ZM222 124V125H223ZM239 124V125H238ZM253 124V125H252ZM13 127H12V126ZM61 125V126H60ZM80 125V124H79ZM248 125V126H247ZM250 125V126H249ZM260 125V126H259ZM51 129H48V127ZM51 126V127H50ZM252 126H255L256 128L257 127H259V128H255L254 127V129L255 130H253V127ZM53 127V128H52ZM13 128V129H12ZM45 128V129H44ZM59 128H60V130H59ZM178 128V127H177ZM8 129H10V130H8ZM48 129V130H47ZM167 129H165V130H167ZM169 129H171V130H169ZM247 129H249V130H247ZM253 130V133H251L252 131H250V130ZM260 131H259V130ZM5 130V131H4ZM43 130V131H42ZM44 130H45V132H44ZM50 130V131H49ZM178 130V129H177ZM9 131V132H8ZM11 131H13V132H11ZM41 131V132H40ZM55 131H56V133H55ZM58 131V132H57ZM60 131V132H59ZM170 131H172L171 133H170ZM220 131V132H219ZM248 131V132H247ZM259 131V132H258ZM47 132H48V134H47ZM53 132V133H52ZM167 132V133H166ZM169 132V133H168ZM174 132V133H173ZM10 133V134H9ZM50 133V134H49ZM60 133H61V135H60ZM167 135H166V134ZM204 133V132H203ZM251 134V136H250V134ZM256 133V134H255ZM7 134V135H6ZM44 134H45V136H44ZM46 134L48 135L47 137H46ZM171 136H170V135ZM176 134V135H177ZM200 134H202V132H200ZM224 134V135H223ZM243 134V135H242ZM247 134V135H246ZM254 134V135H253ZM12 137H11V136ZM17 135V134H16ZM37 135H38V137H37ZM168 135H169V137H168ZM239 135V136H238ZM256 135V136H255ZM8 136V138H6ZM35 136V137H34ZM204 136H205V133H204ZM261 136V137H260ZM40 137H42V138H40ZM51 137V138H52ZM170 137H172V141L170 140ZM235 137V138H234ZM237 137V138H236ZM47 140H46V139ZM51 138H50V140H51ZM179 138V139H178ZM200 138H201V136H200ZM203 138V137H202ZM228 138V139H227ZM231 138V139H230ZM247 138V139H246ZM7 139V140H6ZM35 139V140H34ZM39 139H41V141H39ZM45 139V140H44ZM227 139V140H226ZM230 139V140H229ZM241 139L243 140V141H241ZM168 140V141H167ZM177 140V141H176ZM223 140H224V142H223ZM8 141V142H7ZM11 141V142H10ZM36 141H38V142H36ZM170 141H171V143H170ZM176 141V142H175ZM247 141V142H246ZM40 142V143H39ZM61 142V143H60ZM182 142V143H181ZM216 142V143H215ZM214 143L215 144H217V145H219L218 143H217V141H215ZM245 142H246V144H245ZM8 143H9V145H8ZM14 143V144H13ZM37 143H39V145L37 144ZM163 143V144H162ZM165 143V144H164ZM167 143V144H166ZM170 143V144H169ZM178 143V144H177ZM233 143V144H232ZM12 144V145H11ZM35 145V144H37L36 146H37V148H36V146H33V145ZM79 146H78V145ZM83 144V145H82ZM157 144H159V145H157ZM183 144V145H182ZM245 144V145H244ZM177 145V146H176ZM180 145V146H179ZM225 145H227L226 146V149H225ZM241 145V146H240ZM247 145V146H246ZM10 146V147H9ZM77 146V147H76ZM162 146V147H161ZM167 146H169V147H167ZM171 146V147H170ZM179 146V147H178ZM233 148H231V147ZM239 146V147H238ZM249 146V148L247 149V147ZM161 147V148H160ZM11 148H13V149H11ZM20 148V149H19ZM28 148V150L26 151V149ZM35 148V149H34ZM74 148V149H73ZM79 150H78V149ZM86 148V149H85ZM89 148V149H88ZM160 148V149H159ZM163 148V149H162ZM174 148H175V150H174ZM182 148V149H181ZM186 148V149H185ZM247 149V150H245V149ZM10 149H11V151H10ZM159 149V150H158ZM181 149V150H180ZM183 149H184V152H185V156L187 157H184V155L182 154V153H184L183 152ZM231 149V150H230ZM235 149V150H234ZM241 149V150H240ZM33 152H32V151ZM87 150V151H86ZM137 150H139V152L141 153V154H139V152L137 151ZM148 150V151H147ZM153 150H155V152L153 151ZM163 150V151H162ZM171 152H170V151ZM172 150H174V151H172ZM186 150V151H185ZM251 150V151H250ZM9 151V152H8ZM18 151H19V153H18ZM32 153V155L30 154V152ZM69 151H71L70 153H71V155H70V153H69ZM162 151V152H161ZM195 151H196V157H195ZM226 151V152H225ZM230 151H232V152H230ZM236 151V152H235ZM246 151V152H245ZM10 152H13V154L12 153H10ZM25 152V153H24ZM76 154H74V153ZM88 154V155H86V153ZM90 152V153H89ZM135 152V153H134ZM148 152V153H147ZM161 152V153H160ZM164 152V153H163ZM174 153V155H173V153ZM180 152V153H179ZM182 152V153H181ZM199 152V153H198ZM207 152V153H206ZM146 153H147V156H146ZM154 153H156L157 154V156L158 157H160V158H158L157 156H155L154 155ZM172 153V154H171ZM207 155H206V154ZM228 153V154H227ZM232 153V154H231ZM235 153V154H234ZM10 154H12V155H10ZM22 154V155H21ZM29 154V155H28ZM35 154V155H34ZM66 154V155H67ZM73 154V155H72ZM143 154V156H141ZM171 154V155H170ZM182 154V155H181ZM223 154V153H222ZM18 155V156H17ZM28 155V157H26ZM148 155H150V156H148ZM162 155V156H161ZM176 155H178V156H176ZM192 155L195 157V159H194V157H192ZM199 155L201 156V157H199ZM206 155V156H205ZM231 155V156H230ZM26 158H25V157ZM32 156L34 157V159L32 158ZM68 156V155H67ZM76 156V157H75ZM134 156V157H133ZM146 156V157H145ZM155 156V157H154ZM165 158H164V157ZM166 156L168 157V158H166ZM203 156L204 157H206V158H203ZM208 156V157H207ZM4 157V158H3ZM30 157V158H29ZM75 157V158H74ZM81 157V158H80ZM123 157H127V156H123ZM122 157V158H123ZM157 157V158H156ZM169 157H171V158H169ZM181 157V158H180ZM22 158V159H21ZM29 158V159H28ZM146 158H149L148 160H147V162L145 161L144 163H143V160H145ZM152 158V159H151ZM178 158V159H177ZM189 158V159H188ZM200 158V159H199ZM209 158V162L207 161V159ZM233 158H234V160H233ZM237 158V159H236ZM239 158V159H238ZM80 159V160H79ZM151 159V160H150ZM167 159V160H166ZM185 159H187V161H188V164H187V162H186V160ZM196 159H198V160H196ZM13 160V161H12ZM19 160H22L23 161V164L21 165V163H22V161H20L21 163L19 164ZM120 160H121V157H120ZM133 160V161H132ZM135 160V161H134ZM156 160V161H157ZM157 161V162H160V161ZM165 160H166V163H163V162H165ZM179 160V161H178ZM184 160V161H183ZM192 160H196L197 161V163L195 162V161H193V162H191ZM224 160H225V162H224ZM228 160V161H227ZM238 160V161H237ZM8 161V162H7ZM178 161V162H177ZM203 161V162H202ZM204 161H207V163H205ZM212 161H213V163H212ZM10 162V163H9ZM14 162V163H13ZM150 163V165H148L147 164V166H146V163ZM182 164H181V163ZM184 162V163H183ZM196 164H195V163ZM200 162V163H199ZM202 162V163H201ZM230 162V163H229ZM242 164H241V163ZM7 165H6V164ZM17 163V164H16ZM128 163V164H127ZM130 163H132V164H130ZM140 163V164H139ZM143 163V164H142ZM180 163V164H179ZM199 163V164H198ZM209 163H212V164H209ZM217 163V164H216ZM240 163V164H239ZM18 164L20 165V166H18ZM125 164H127V165H125ZM138 164H139V166H138ZM142 164V165H141ZM168 164V165H167ZM178 164H179V166H178ZM192 164H194V165H192ZM202 164V165H201ZM207 164V165H206ZM228 166H227V165ZM133 165V166H132ZM137 165V169H139V170H136V166ZM141 165V166H140ZM170 165H169V167H170ZM173 165V166H172ZM209 165V166H208ZM235 165H236V167H235ZM17 166H18V168H20V170L19 171H22L24 168L26 169V172H27V174H26V172H25V175H24V171H25V169L21 172L22 173V185H23V183H24V185L22 186L21 184H19L18 182H17V180H16V176H14V179L12 178L13 177V175H15L14 173L15 172H17ZM23 166H25V167H23ZM117 166V167H118ZM158 166V167H159ZM181 166V167H180ZM187 166V167H186ZM200 166V167H199ZM208 166V167H207ZM217 166V167H216ZM219 166V167H218ZM223 167V169H222V167ZM226 166V167H225ZM232 166V167H231ZM242 166V167H241ZM4 169H3V168ZM124 169H123V168ZM129 167H133L132 169L130 168L129 169ZM142 167V168H141ZM157 167V171L156 172H154L155 174L157 173V172H160L161 170H160V168H158ZM195 167H197V168H195ZM212 167V168H211ZM235 167V168H234ZM237 167H238V169H237ZM49 168V169H48ZM144 168V172H142L143 169ZM181 168V169H180ZM191 168V169H190ZM193 168V169H192ZM199 168V169H198ZM200 168H201V170H200ZM206 168V169H205ZM214 168V169H213ZM221 168V169H220ZM232 168V169H231ZM241 168V169H240ZM1 169H3V170H1ZM6 169H7V171H6ZM31 169H33V170H31ZM48 169V170H47ZM80 169V170H79ZM128 169V170H127ZM159 169V170H158ZM197 169H198V171H197ZM209 169V170H208ZM215 169H217V170H215ZM38 170H40V171H38ZM45 170H47L46 172H45ZM77 170V171H76ZM123 170H125V171H123ZM142 170V171H141ZM153 170V169H152ZM151 170V171H152ZM192 170V171H191ZM209 171V173H212V176H211V174L209 175L208 174V171ZM215 170V171H214ZM222 170V171H221ZM227 170V171H226ZM4 171V172H3ZM74 171V172H73ZM131 171V172H130ZM133 171V172H132ZM146 171V172H145ZM204 171V172H203ZM206 171H207V174H206ZM217 171V172H216ZM224 171V172H223ZM233 171V172H232ZM7 172V173H6ZM36 172H37V175H36ZM39 172H40V174H39ZM49 172V173H48ZM56 173V175H55V173ZM69 172H73L72 174H70ZM76 172V173H75ZM78 172V173H77ZM123 172V173H122ZM125 172V173H124ZM161 172H166V169H165V171H164V169L161 171ZM160 172V174H162ZM182 172V173H181ZM187 172H188V170H187ZM192 172H194V173H192ZM202 172V173H201ZM214 172H215V174H214ZM45 173V174H44ZM79 173H81V174H79ZM89 175H88V174ZM102 173V174H101ZM117 173V174H116ZM138 173V174H137ZM148 173V174H147ZM204 173V174H203ZM218 173V174H217ZM226 173H225V175H226ZM44 174V175H43ZM47 174H48V176H47ZM76 174V175H75ZM83 174H85V176L83 175ZM118 176V178H117V176ZM125 174V175H124ZM133 174V175H132ZM150 174H152V172L150 173ZM172 174V173H171ZM180 174V175H179ZM193 174V175H192ZM200 174H203V175H200ZM28 175V176H27ZM36 175V176H35ZM40 175V176H39ZM54 175V176H53ZM63 175V177H61ZM65 175V176H64ZM68 175V176H67ZM72 175V176H71ZM89 176V178H88V176ZM124 175V176H123ZM157 175H158V173H157ZM252 175V176H251ZM10 176V177H9ZM27 176V177H26ZM42 176H43V178H42ZM56 176V177H55ZM82 176L84 177V178H82ZM93 177V180H91L90 181V178H92ZM103 176V177H102ZM115 176V177H114ZM126 176V177H125ZM128 176H130V177H128ZM182 176V177H181ZM203 176H204V178H206L205 180L204 179H202L203 178ZM208 176V177H207ZM211 176V177H210ZM215 176V177H216ZM230 176V175H229ZM230 176V177H231ZM240 176V177H239ZM242 176H244V178L242 177ZM246 176V177H245ZM24 177V178H23ZM39 177V178H38ZM68 177V178H67ZM74 177H76V178H74ZM86 177V178H85ZM100 177V178H99ZM140 177V176H139ZM200 177H202V178H200ZM214 177V178H215ZM242 177V178H241ZM255 177H257V179L255 178ZM33 178V179H32ZM48 178V179H47ZM73 178V179H72ZM80 178V179H79ZM82 178V179H81ZM104 178V179H103ZM43 181H42V180ZM55 179L57 180V182L55 181ZM58 179H59V181H58ZM84 179V180H83ZM103 179V180H102ZM127 179H128V181H127ZM191 179V180H192ZM216 179V178H215ZM9 180V181H8ZM39 180H40V182H39ZM68 180V181H67ZM70 180V181H69ZM72 180V181H71ZM74 180V181H73ZM98 180V182H96ZM117 180V181H116ZM121 182H120V181ZM125 180V181H124ZM241 180V181H242ZM1 181H3V183H1ZM16 181V182H15ZM24 181V182H23ZM33 181V182H32ZM35 181V182H34ZM64 181V182H63ZM90 181V182H89ZM95 181V182H94ZM102 181V182H101ZM105 181V182H104ZM210 181H212L211 183H210ZM259 181V182H258ZM46 182V183H45ZM52 182V183H51ZM67 182V183H66ZM73 184H72V183ZM84 182H87L86 184H88V186L84 183ZM92 182V183H91ZM117 182H119V184L117 183ZM204 182H206V183H204ZM17 185H16V184ZM26 183V184H25ZM32 183H34V184H32ZM45 183V184H44ZM57 183V184H56ZM71 183V184H70ZM90 183H91V185H90ZM93 183H94V185H93ZM202 183H204V184H202ZM39 184V185H38ZM97 184H99L100 186H98V188H97ZM212 184V185H213ZM218 184V183H217ZM67 185V186H66ZM78 185V186H77ZM85 185V186H84ZM105 185V186H104ZM119 185V186H118ZM128 185V186H127ZM190 185V186H191ZM1 186H2V188H1ZM9 186V187H8ZM17 186H20V187H17ZM22 186V187H21ZM45 186V187H44ZM60 186V187H59ZM121 186H123V187H121ZM220 186H222L221 184H220ZM219 186V187H220ZM8 187V188H7ZM25 187V188H24ZM49 187H50V189H49ZM65 187V188H64ZM74 187V188H73ZM85 187H87V189L85 188ZM93 187H95V188H93ZM108 187V188H107ZM225 187V186H224ZM223 187V188H224ZM260 187V188H259ZM4 188V189H3ZM7 188V189H6ZM11 188V189H10ZM22 188V189H21ZM69 188V189H68ZM79 188V189H78ZM97 188V189H96ZM121 188H123V189H121ZM226 188V187H225ZM10 189V190H9ZM37 189V190H36ZM71 189H73V190H71ZM76 189H78V191L76 190ZM81 189H82V191H81ZM111 189V190H110ZM113 189H115V190H113ZM127 191V189H129L127 192H125V190ZM204 189V190H205ZM209 189V188H208ZM6 190H7V192H6ZM11 190L13 191V193L11 192ZM43 190V191H42ZM46 190V191H45ZM63 190V191H62ZM65 190V191H64ZM119 190V191H118ZM196 190V191H195ZM225 190V189H224ZM72 191H74V192H72ZM105 191V192H104ZM108 191H109V194H108ZM115 191V192H114ZM144 191H146L145 189H144ZM261 191V192H262ZM16 192H18L17 194H16ZM86 192H88V191H86ZM117 192V193H116ZM140 192H142V193H140ZM12 193V194H11ZM103 193H104V195H103ZM123 193V194H122ZM132 193H135L137 196V202L135 201L134 202V204L131 202V199L132 198H134V194H132ZM160 193H163V194H167V193H164V192H160ZM158 191H157V193H153V195H158V194H160ZM9 194V195H8ZM14 194H16V195H14ZM46 194V193H45ZM115 194V195H114ZM112 195V196H111ZM145 195V196H144ZM156 195V196H157ZM167 195H170V193H168ZM5 196V197H4ZM121 196V197H120ZM127 198V199H125V197ZM196 196V197H197ZM13 197V198H12ZM105 197V198H104ZM111 197V198H110ZM113 197V198H112ZM200 197H201V195H200ZM199 196L197 197V199L198 198H200ZM6 198V199H5ZM106 198H107V200H106ZM131 198V199H130ZM140 198V199H139ZM142 198V199H141ZM120 199L122 200V201H120ZM139 199V200H138ZM14 200V201H13ZM126 200H128V201H126ZM12 201H13V203H12ZM142 201V202H141ZM161 202V204H160V202ZM158 202V204L161 206V207H164V206H169L171 203H172V200L171 201H168L167 202V200L165 201H161V200H159ZM117 202V203H116ZM127 202V203H126ZM140 202H141V204H140ZM170 202V203H169ZM137 203V204H136ZM157 203V202H156ZM155 203V204H156ZM117 204V205H116ZM136 204V205H135ZM144 204V205H143ZM119 205H120V207H119ZM131 205V206H130ZM149 205V204H148ZM147 205V206H148ZM158 205V207H160ZM218 204H216L215 206H217ZM138 206V207H137ZM146 206V207H147ZM156 206H157V204H156ZM11 208V210H10V208ZM108 207H110V208H108ZM145 207V206H144ZM144 207H142V208H144ZM153 206H150L149 205V208H151V209H153L152 208ZM119 209V210H118ZM13 210V211H12ZM142 210V209H141ZM103 211V212H102ZM100 212V213H99ZM116 212H118V213H116ZM10 213V214H9ZM7 214V215H6ZM122 214V215H121ZM128 217V216H127ZM126 217V218H127ZM5 218V219H4ZM126 218H125V220H126ZM105 219V220H104ZM128 219V218H127ZM112 222V221H111ZM1 226H0V229H1ZM104 226V225H103ZM98 227H100L99 226V224H98ZM102 228H104L103 230H105V226L104 227H102ZM99 230H100V228H99ZM117 230V227H115L114 228V231H116ZM120 231V235L118 234V232ZM122 229H121V225H120V230L118 229V232H116L117 234H116V236H121V235H123L122 234ZM112 235L114 236V232L112 233ZM115 237V236H114ZM125 260H126V262H125ZM120 261L121 262H119V264H131L130 263V260H128V259H126V258H122V259H120ZM254 262H256L257 264H258V262H259V260H253ZM125 262V263H124ZM260 263V262H259ZM115 264H118V263H115Z\"/></svg>",
    "mask_w": 264,
    "mask_h": 264
}]
</instances>
